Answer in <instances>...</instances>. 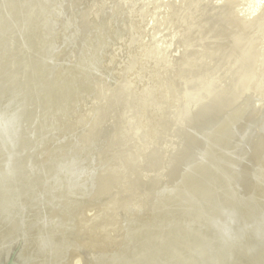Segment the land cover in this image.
Returning a JSON list of instances; mask_svg holds the SVG:
<instances>
[{"label": "bare ground", "instance_id": "6f19581e", "mask_svg": "<svg viewBox=\"0 0 264 264\" xmlns=\"http://www.w3.org/2000/svg\"><path fill=\"white\" fill-rule=\"evenodd\" d=\"M35 1L36 2H34V1L28 2L27 0H0V82H1L0 86L2 87L3 84H4L3 87L5 86L3 88L2 93H0V264H67V262L69 261L68 260L69 257H71L69 255H70V253H72V249L77 247V250H78L79 247H82L85 244H87V242H85L87 238H88L87 241L89 244L90 243L89 238H91V237L94 238L93 234L94 233L96 234V232L101 230V228H99V227H102L100 225H103L102 223L104 222L101 219L100 220V223L102 221L101 224L96 223L97 226H99L96 229H100V230H97V231L95 230L96 232H94V231L90 230V228H89V230L91 231V234H85V233L82 234L83 232H85L83 230L86 229V228H84L85 224L83 223L84 224L83 225L82 223H80L81 217L79 218L76 213L74 214L71 208H70L71 211H69V212L65 211L66 214H62L63 216H61V217L59 216V214L61 213V208L62 207H68V203L72 204L71 202H73V200L75 201V199H73L71 201L70 199L68 200L69 197H67L66 201H64V200L62 201L61 198H59V199H61V201H59V200L57 201L58 197L57 198L55 197V193H53V190H51V188L47 189L48 187L45 185L44 181H43L42 185L44 184V186H46L47 188L42 187L41 184L39 183L40 181L34 179L35 177L34 178L28 177L31 175V173L28 175V173H29L27 171L28 167L33 169L32 166L36 167L40 164H41L40 166H42V163H43V162L42 163L40 162V164H39V161L36 162V160L38 159L37 158L38 156H36V159H35V156H34L35 154L33 155V152L35 153L36 145L38 144V142L39 143L41 142V141H39V140H42L41 137L45 138L46 139L45 141L47 143L49 141H47L46 136L49 135L48 140L50 139L49 137L52 136L51 134H48L46 132L44 133V128H46V127H44L41 130L44 133V137L42 135V132H41L42 136L40 137V128L39 127L41 125L43 126V124H44V123L40 124V122H41V120L44 119V117H46L45 118L46 120H47V118H49L48 116H45L46 113H48V111H46L47 108L49 109V112H50L51 108L54 106V104L57 106V103H55V101L57 100L56 98H59L60 96H62V94L59 97L56 95L57 97L55 98V101L53 98V103H54L53 106L47 107L45 105V103H46L45 101L46 100L50 101V99H49L50 97H48V99H46V100L43 99L45 97L44 96L45 86L50 84V87H51L52 83H51V81H49L50 83L48 82V84H46L44 86L43 98H41V97L39 98V97H37V96H39L38 90H40V89H38V87H41L44 85L41 83L42 82V80H41V82H39L40 85H39V83L38 84L36 83L37 89H38L37 90L38 94L35 93V96L36 95L37 96L36 97L33 96L34 98H32V90L34 87L33 84H35V82H34L35 76H37L36 78L42 77V75H40V74L36 75L37 71L36 72L34 71L35 67H36L35 65L38 64L39 63L38 61L41 60V59L39 60V57L42 55V58H43V54L48 55V58H47L48 61L50 59L53 61V59H54L53 56L55 57V55H56V54H54L53 48L51 51H46L47 54H45V52L40 54V52H42L44 50L43 48H45V47H43L44 45H42L44 41L41 43L43 48L40 47L43 50L38 52L40 49L39 48L40 41L46 40V39L51 38V37H55V35L54 36L52 35V31H53L52 26L50 28L51 29V34H50L51 36L50 37H48V38L45 37L46 35L48 36L49 33L46 35L43 33L45 35L44 36L40 32L44 36L43 38H45V39H43L39 33V36L42 38L40 40V38L38 37L40 40L39 44H38V38H37L38 29L36 30V27H38V26H36V25H38L37 24L38 20L40 23L42 22L41 16L48 11V7H50V6H48L49 2H50V4H53V3H51L52 0L49 2L47 0L46 1L44 0V2H39V1L37 2V0H35ZM94 1H96V0H94ZM99 1H102V0H98V4H100ZM125 1L126 0H124V4L126 3ZM136 1L134 0V2H136ZM66 2L67 1L65 0V4H66ZM68 2H69V0H68ZM118 2H117V0L115 1L116 5H118L121 2V0L119 3ZM146 2H148V1H146ZM248 2H249V0H213L211 6L209 8H207V10H208L207 17L203 16V15H202L203 17H201V15H200V17H201L200 19L204 20V24L206 25V27H209L213 23V20L216 19V17L218 15H223V14L226 15V13H228V14L230 13L235 18H239V20L241 21L242 27H245V29H247V31H250L252 29H254V31H255V33L252 37L253 41L251 42V46L250 45L248 46L249 49H251V50H249L247 54L245 53L246 57L243 59L242 62H240V64L243 66V71H242V74L240 75V79L238 80V82L234 83L233 85H224V86L222 83L223 82V79L221 78L222 76L221 77L219 76L220 73L218 75V71H217L218 64L215 63L211 59L210 54L213 53V51H210V47H209L210 45H209V43L205 42L206 39H202L200 37H197L196 39H194L190 42V44H193L194 46H192V47L188 46V40H189L188 32L190 31L191 26L196 21V19L192 20L191 19L192 17L190 16L191 13L194 11V9H193V11H191L192 5H194L196 3V2H194V0H159L157 2V5H155L154 2H152V0H151L150 4L152 3L153 5L150 6L151 7L150 11H149V9H147V12H145L142 15H140L141 11H139V16H141V19H139V17H137V19H139L140 21L137 23V25L135 24L137 21L135 23H133L137 27V28H135L136 31H134V33L136 34V32H137L138 37H139V38H137L138 42L136 41V43H135V44H138V48H137L138 50H137V53H134L135 56H132V59L134 57L133 64H131V63L129 64V68H130V65H132V66H131L130 70L128 69L129 74H128V78L126 79V84L128 83L129 86H131V88L128 87L129 88L128 89L127 88L128 85L127 86L124 85L125 79L122 75L123 80H124V82L123 81L122 82H123V85L126 86V89L124 90V86H121L123 90H120L119 93L117 92L118 104L111 107L112 112L110 111L111 108L110 109L108 108L109 111L111 112L110 116L108 115L109 116L108 117L107 115H105L107 117V119H105V120L103 119L102 122L98 121V123H97V119H96L97 124H94V125L90 124L91 121L89 123V121L86 120L87 124L91 125V126H89V128L95 130L96 135H97L96 132H98L99 130H100V133L98 132L99 134H103V136H104L106 133V135H107V130L110 133V131H111L110 127H112L113 133L115 131L116 135L118 136V138H116L117 136H115V140L117 139V141H118V143L116 141V144H119V142L122 141L121 137H123L122 139L125 140L123 135L126 132V130H130L129 133L131 131L136 132V129L138 131L136 134V138H134L135 141H133V143L135 142V144L133 147H131V151L127 155L128 156L127 161L125 158L126 163H128L129 165L127 164V167H125L126 163L124 165V164H122V162H120V160H119V162H120L119 165H118V163H116L119 166V167H117V169L118 168L119 169L117 172L115 171V174L119 173L118 175L122 176V178L120 177V180L121 179H123V180H121V182L115 180L114 179L115 175L113 176L111 171H110L111 173H109V176H110V174H112V176H110V178L113 177V180L117 181L118 186H121L122 181H124L125 184H128L130 182H134V180L130 181V177L132 175L133 176L140 175L141 177L138 176L136 178V180H138V178L140 177L139 183H138L139 185H136V186L137 187L141 186L140 190L143 192L139 191L141 194H139V195L137 194V197L135 195L136 193L134 192V196L136 197L135 199H134V196H131V198L133 197V199H128V197H127L128 200L126 199L127 201H125L123 204L115 205L116 206L114 208L115 213L119 214L120 218L118 216L117 217L122 222V226L120 224L121 230L123 227V232L121 234V237L115 239V240H117L116 242L119 244V249L117 248L119 251L117 249H115L114 251H118L120 254L118 256H116L117 257L116 259H114V260L110 259V261L105 262V263L100 262L101 264H264V245H261L259 243H254V241H249L247 239V236H245V232L247 231V228L245 229L246 231L242 230L243 232L245 231L244 233L241 232V234H244L243 235V238H245L244 240L239 241V238H238V241H235L234 238L231 239L230 236H232V234L234 235L235 232L231 233L230 231H228L227 224L229 225V223L225 222V221H228L229 219L230 220L232 219L233 224L231 226H234V224H235V226H237V228H238V226H244V223L246 221L247 216L249 214H251L252 209H253V198L255 199V197H257V195L260 194V191L264 190V19H263L264 11L261 12L263 10V8H262L263 6H262L261 7L262 10L259 13L255 14V12L252 10V8L249 7ZM105 3H106V0H105ZM127 3H128V1H127ZM55 4L58 5V2H56ZM69 4L70 3H68L67 5H69ZM91 4L93 5L92 2H91ZM98 4H97V6H98ZM138 4H140V2H138ZM143 4H144V2H143ZM143 4H142L141 9H143ZM62 5H63V3L61 4V6ZM255 5H256V3H255ZM101 6L102 5H100V7ZM107 6H106V10H107ZM148 6H149V3L147 4V7ZM54 7H55V5H54ZM58 7H59V5H58ZM70 7L72 8V5H70ZM92 7L93 6L90 5V9H92ZM95 7L96 6L94 4V8ZM100 7H99V10H102V9H100ZM110 7H111V4H110ZM129 7H132L131 4ZM140 7H141V5H140ZM51 8H52V6H51ZM64 8H65V6H64ZM66 8H68V7H66ZM109 8H108V10H109ZM115 8L112 7L111 9L115 10ZM117 8H119V6H117ZM117 8L115 11H116V13L117 12L119 13L120 17L116 13H115L116 15H114V16H118V18H121L122 21L125 22V23H123L124 24L123 26L125 28L127 26L126 22H127V24L130 22V20L128 21L129 15L127 16V14H130L128 12L130 11L131 8L128 10L127 7L123 8V6H122V9L119 10L120 12L117 10ZM61 9L63 10L64 16H65L66 15L65 9H63V8H61ZM79 9H81V8H79ZM90 9H89V11H91ZM135 9L136 8L134 7L133 10H135ZM56 10H58V8ZM56 10L54 11V13H56ZM69 10L67 11V13H71L72 11H74L73 8H72L71 12H69ZM106 10L104 9V14L106 13L105 12ZM207 10H205L203 12H207ZM50 11L51 10H49V12ZM144 11H146V9ZM91 12H93V10ZM97 12H98L97 14H100L101 11L99 12L97 10ZM110 12L113 13V11H111V10H110ZM136 12L138 13V9ZM198 12H199V10H198ZM203 12H200V14H203ZM74 13H78V15L80 14L78 11H76V12L74 11ZM71 14H73V12ZM91 14H93V16H94V13H91ZM104 14H103V16H104ZM45 15L43 18H45ZM83 15H84V12H83ZM105 15H107V13ZM46 16H47V19L45 21H47V25L49 26L48 22H49L50 18H52V15L50 16V18L48 17V15H46ZM67 16H71V15L69 14ZM81 16H80V18H81L80 21L83 20ZM114 16L112 15L110 17V15H109L111 23H112V18H113V20L115 18ZM40 17H41V19H39ZM92 17L90 15L91 19H92ZM105 17H108V16H105ZM133 17H135V16L133 15ZM209 17L213 18V20L209 19ZM48 18H49V20H48ZM96 18L104 19V17H102V15H99ZM132 19L134 20V18H132ZM69 20H70L69 21L70 24L72 23V25L70 26V24L68 23V20H66L67 22L63 21V23H65L64 26H66V24L68 23V25L73 28V24L75 25V23H73L74 21L71 22L72 19L69 18ZM75 20H76L75 22L79 23L78 19H75ZM107 20L108 19H106V24H107ZM117 20L118 19L116 17L115 21H117ZM141 20H143V23L141 22ZM45 21H43L44 24H42V23L41 24L45 25V23H46ZM104 21L102 20V23H104ZM122 21L121 22L119 21L121 23L120 24L121 27H123ZM98 22L100 23L101 21H98ZM49 23H52V22H49ZM86 24H90L89 21ZM51 25H53V24H51ZM68 25H67V27H68ZM81 25H82V23H81ZM109 25L111 27V24H108V26ZM113 25L111 28L112 31H113ZM90 26L91 25H89V28H90ZM100 26H102V25L100 24ZM39 27H40V25H39ZM85 27L87 29V26H85ZM85 27H84V29H85ZM97 27H99V25H97ZM102 27H103L102 28V30H103L104 25ZM116 27H117V24H116ZM69 28H68V30H69ZM81 28H82V26H81ZM128 28H129V26H128ZM45 29L46 28H44V30ZM48 29L49 28H47V30ZM80 29H78L79 32H81ZM119 29L121 31V28H119ZM35 30L37 31L36 34H35ZM39 30H40V28H39ZM72 30H69V31L72 32ZM87 30H89V29H87ZM92 30H94L93 25H92ZM49 31L50 30H48V32ZM76 31H77V29H76ZM104 31H105V29H104ZM107 31H110V30H107ZM120 31L118 30V35L123 34V33L120 34L119 33ZM122 31L124 32V30H122ZM45 32H46V30H45ZM99 32H101V31H99ZM127 32H128V30H127ZM127 32L125 31V34ZM130 32H132V31L130 30ZM75 33L76 32L74 31L73 34H75ZM93 33H94V31H93ZM97 33H98V31H97ZM76 34L78 35V33H76ZM107 34H109V37H110V32ZM112 34L113 33H111V35ZM131 34L133 35V33H131ZM82 35H81V37H82ZM93 35L94 34H92L90 36V38H89L90 41H91V37L93 38ZM114 35L115 36L117 35L116 30H115ZM71 36H73V35H71ZM96 36H98V35H96ZM99 36H100V33H99ZM99 36H98V38H95V39L99 40V42H96L94 39L95 44L100 43ZM107 36L108 35H105V39H107L106 42L108 41ZM123 36H124V34H123ZM68 37L65 36V38H68ZM77 38H80V36ZM116 38L118 39V41H120L122 39V38L119 39V36H116ZM126 38H128V37L126 36ZM101 39L104 40L103 36L101 37ZM114 39H115V37L111 40L112 43H113ZM132 39H134V37L131 38V41L133 43ZM76 40L77 39H75L74 42H76ZM82 40H83V43L79 41L80 44L78 46V49H80V51L83 52V54H84V52H86V54H87V51L85 48L86 44L84 43L85 39L82 38ZM103 40H101V41L103 42ZM124 40H125V38H124ZM66 41L67 40L65 39L64 44H66ZM125 41L127 42V40H125ZM131 41H129V43ZM51 42H52V40L50 41V45H51ZM67 42H69V40ZM72 42H73V38H72ZM91 42H93V41H91ZM44 44H47V42L45 41ZM52 44H53L54 48L56 46L58 47V40L54 43L52 42ZM104 44H105V42H103V44H101V43L99 44L98 48L101 49V52H102V48L104 46L102 48L100 46L104 45ZM130 44H128L127 46L129 47ZM59 45H61L60 40H59ZM89 45L91 46V44H89ZM113 45H115V41H114ZM47 46L48 47L45 48V50L51 49V47H52V46L49 47V39H48V45ZM65 46L70 47L69 44H66ZM65 46L63 45L62 47L64 48ZM109 46H107V47H109ZM120 46H122V45H119L118 47H120ZM132 46H133V44L130 46V48ZM76 47L77 46L75 44V49H76ZM95 47H96V45L93 47V49L91 48V54H92V50H93V52L95 51ZM128 47L126 48V51H125V57L130 54V51L128 54V50H129ZM135 47H136V45H135ZM248 47H247V49H248ZM36 48H39L38 51H36ZM63 48H60V49L63 50ZM98 48L96 50H98V52H100ZM105 48H106V44H105ZM122 48H124V47H122ZM25 49H26V51L28 49L27 53L23 52V50H25ZM60 49L58 47L57 51L58 50L60 51ZM68 49H70V48H68ZM73 49H74V44H73ZM109 49H112L111 46L107 50H109ZM113 49H114V46H113ZM132 49L134 50V48H132ZM132 49H130V50H132ZM244 49H246V48H244ZM107 50L105 52H109ZM118 50H116V51L118 52ZM124 50H125V48H124ZM124 50H123V53H124ZM75 51H74V53H75ZM120 51H122V50H120ZM126 52H127V55H126ZM71 53H73L72 50H71ZM88 53H90V51ZM113 53H114V51H113ZM49 54L53 55L52 56L53 59L51 57L49 59ZM61 54H62V52H61ZM83 54H81L82 57H83ZM99 54L100 53H97L98 58H99ZM110 55H112V53ZM73 56L71 55V58H69L68 56H66V57H67V59L68 58L72 59ZM95 56H96V54H95ZM102 56L105 57L106 53H104ZM112 56H111V58H112ZM62 57H63V55H61V59H62ZM122 57H123V55L121 56V59H122ZM85 58H87V57H85ZM85 58H83L84 61H85ZM93 58H95V57H93ZM108 58L109 57H107L106 59L109 60ZM113 58H114V56H113ZM116 58H117V55H116ZM129 58H130V56H129ZM69 59H68V62H66L63 59L64 63L67 65V67H68ZM88 59L90 60V58H88ZM100 59L101 58H99V60ZM118 59H120V58H118ZM121 59L119 60V62L121 61ZM126 60H127V58H126ZM42 61H44L43 62V64H44L46 59L45 60L43 59ZM42 61H41V63H42ZM48 61H47V63H50ZM73 61H74V58H73ZM81 61H83V60L81 59L80 62ZM103 61H102V64H101V61H97L98 64L100 62V64H99L100 67H101V65H102V67H104ZM122 61H124V57H123ZM89 62H91V65H92V58L90 61H88V63H85V64L89 65ZM119 62H117L116 65H118ZM129 62H131V61L129 60ZM129 62H126V63L128 64ZM53 63H54V68H52L53 66L51 68L54 70L56 68V70H57L58 67H60V66H57V67H55V66L59 65L60 62L58 64H55V62H53ZM73 63H72V65H73ZM82 63L83 62H81V64ZM95 63H96V60H95ZM95 63H93V64H95ZM123 63L124 62H122L121 64H123ZM70 64H71V62H70ZM98 64H97V66H98ZM108 64H109V66H111V70H112L114 65L112 67V62L110 63V61H108V63L106 64V61H105V67ZM113 64H115L114 60H113ZM45 65H47V64L45 63ZM77 65L80 66L78 63H77ZM91 65H89L88 69H91V67L93 66V65L92 66ZM116 65H115L114 71H116ZM41 66L39 67L37 65V68L39 67L38 70H40V68L43 69L44 65L41 64ZM49 66H51V65H49ZM82 66H84V64ZM97 66H96V68H97ZM120 66H121V68H120ZM120 66H119V68L121 70L123 66L122 65H120ZM45 67H47V66H45ZM62 67H63V65H62ZM105 67H104V70L106 73V71L110 67L106 68L107 70L105 69ZM63 68H65V66ZM63 68L61 70H65ZM72 68H74V66ZM72 68L70 70V73H71V71H73ZM79 68H78V70L80 71L81 68L80 69ZM45 69H44V71H45ZM86 69H87V67H86ZM88 69L86 70V73H83L84 71L83 72L81 71V73L86 75ZM97 69H99V67ZM101 69H99V70L102 71L103 69L102 70ZM46 70L47 71H45V73L51 71L50 69H49L50 71H48V68ZM56 70H55V72H56ZM84 70H85V68H84ZM94 70H95V68H94ZM99 70H97V71L99 72ZM79 71H78V73H79ZM117 71H119V70L117 69ZM122 71H123V69L119 72H122ZM42 72H43V70H42ZM42 72H39V73H42ZM51 72H53L54 76H55V72L54 71H51ZM98 72H96V73H98ZM57 73H59V72H57ZM76 73L77 72H75V74H74L75 78H77L76 76L78 75ZM93 73H95V72H93ZM123 73H125V70ZM68 74H69V69H68ZM68 74L66 73V76ZM100 74H101V72L98 74L99 77H101ZM111 74L116 75L117 73H115V72L113 73V71H112V73L110 72L109 75H111ZM63 75L65 76L64 73H63ZM80 75L81 74L78 75L77 81L75 80L76 83H79L80 80H82L81 78H83V77H80V80H79ZM91 75L93 76L92 73H91ZM91 75L89 74L90 77H91ZM46 76H47V74L45 75V77ZM64 76H62L63 77L62 80H64ZM69 76H70L69 78L71 79L73 74H72V76L71 75H69ZM95 76L97 79L99 78L97 76V74L94 75V77ZM90 77H88V78H90ZM113 77L114 76L109 78V79L113 80V82L109 79H106V81L109 80L110 82H112V85H113L114 79L117 78V75L115 76V78H113ZM119 77H121V76H119ZM50 78L51 77L48 76V79H50ZM57 78H58V76H57ZM91 78H90V81L88 80L89 83L87 86L92 84L91 82H93V81L91 80ZM102 78H104V77H102ZM106 78H108V77H106ZM42 79H43V77H42ZM97 79L95 80V78H93L94 81L98 82L100 78L98 79V81H97ZM121 79L122 78H120L119 80H121ZM35 80H37V79H35ZM51 80H52V78H51ZM54 80H55V78H54ZM62 80L61 81L59 80V81L63 82ZM85 80H86V78L84 79V81ZM64 81L65 82L67 81L66 77H65ZM73 81H74V79L71 80L69 83H71ZM101 81H102V79L100 80V82ZM55 82H56V80H55ZM86 82H87V80H86ZM96 82L94 84H96L98 87V84ZM110 82H109V84H110ZM118 82H120V81H118ZM118 82L116 79L115 80V87H116V84H118ZM45 83H46V81H45ZM57 83H58V81H57ZM76 83H74V86L75 85H76V87L79 86ZM102 83H103V81H102ZM71 84H73V83H71ZM53 85H55V83ZM80 85L82 88L85 87V86H83V85H85V83L80 84ZM96 85H94V87ZM104 85H105V82H104ZM119 85H121V84H119ZM54 87L51 89L52 91L49 89V91L51 92L52 95H53L52 92H53ZM67 87H68L67 83L63 84L61 86L60 90L61 89H68L69 87L68 88ZM89 87H90V89L87 87L85 90H87V92H88V89H89L90 94H92L91 93L92 92L91 90H93L92 86H89ZM99 87H98V89L96 88L98 91H99ZM112 87H114V86H112ZM132 87L134 88L133 89L134 92L136 89L138 92L140 91L139 96H140V94L142 95V96H140L139 99L137 97V100H136V96L134 97L135 100H133L132 98H133L134 94H130V91L132 92V90H130V89H132ZM196 87L198 88L197 92H196V89H197ZM56 88L58 89L59 87H56ZM104 88H105V86H104ZM104 88H103L104 93L102 94L103 96H104V94H106V92H108L110 90V89L107 90L108 87H106V91H105ZM199 88H201V89H199ZM43 89L41 88V91ZM57 89L55 90V92H57ZM73 89H74V87H73ZM76 89L77 90L79 89V91H80V88H76ZM116 89H117V87H116ZM0 90H1V88H0ZM60 90H58V91H60ZM71 90H72V87L70 88L69 91H71ZM77 90H72V93L75 94L74 91L77 92ZM112 90L113 89H111V92H112ZM34 91H33V93H34ZM83 91H84V89H83ZM98 91L97 92L95 90L93 91L95 96H96V93L101 94V91L100 92H98ZM137 91H136V93H137ZM193 91H195L196 93H194ZM50 92H48V93H50ZM89 92H88V97L92 101V99L94 97H93V95L91 97V95H89ZM62 93H63V90H62ZM67 93H68V96L65 95L66 93L64 95L67 96L66 98L68 101V99L72 98L73 96H71L69 92H67ZM109 93H108V95L110 96ZM180 93L182 94V96L185 95L187 97L185 99V102H183L184 99H179V98H183L180 96ZM114 94H115V91H114ZM84 95L85 94L82 93V95L79 94L78 96L84 97ZM98 95H97V97H98ZM108 95H107V97H108ZM136 95H138V94H136ZM47 96H49V95H47ZM112 96H111V98H112ZM148 96H151L152 99L148 98ZM62 97L64 100H66V98L64 96H62ZM62 97H60V99H58V100H62V102H63V99H61ZM77 97L75 95L73 100L75 101V98H77ZM36 98H37L36 101L32 100V99H36ZM111 98H109V99H111ZM79 99H80V97H79ZM84 99H85V101H87L86 95H85ZM93 100L94 101H92V103L89 102V103H91V106L88 105L89 106L88 110L91 109L92 106H95V108H96L95 111H97V109H103V107H100V106L102 105L101 102H103V106H105L104 102L106 100V97H105V99H103L104 101H102V100L100 101L99 97L97 98V100L96 99H93ZM95 100L97 102L100 101V103H101L100 106L96 104L97 107H99V108H97L96 105H93V102H95ZM149 100H151L152 102H150ZM180 100H181V102H183V104H181L182 106L180 107L181 115L178 113L180 115L181 119L179 117H178V119H180V124H181V120H182V124L183 123L184 124L182 125L183 126L182 132L180 133L181 128L178 127L177 133H180L182 135L183 133L186 132L189 135V137H191L193 139V141L195 140L196 137L197 138L200 137V138H204V139L207 138V140H209L211 143L215 142V144L217 145L216 147L212 148L211 147L212 144H211V145H209L211 147L209 149L208 144H207L208 149L207 148L205 150L203 149L204 152H202L203 154H200V155H195V153H193L192 155L196 156L194 158L192 156L193 159H185L184 154H183V156H181L182 152L180 154V158H182V159H177L178 155L176 156L173 154L174 153L173 149L171 151H170V149L168 150L169 144L167 142H171L169 138H168L169 140L167 139V135L171 134V131H168V130L170 128L169 126H170L171 121H172V123H173V121H175L174 116L175 117L178 116L176 114L175 109L178 107V105H180L179 104ZM85 101H83V103H81V102L80 103L83 105ZM106 101H107L106 103L109 104V102H108L109 100L107 99ZM57 102H59V101H57ZM62 102L58 103V104H61V107L63 105ZM69 102H71V99L69 100ZM87 102H85L86 103L85 106H87V104H89ZM74 104L76 107V105H77L76 102H74ZM121 104L126 105V107L124 108V112L119 111V110H123L120 107ZM50 105H52V102ZM82 105L79 104L78 109ZM111 105H112V101H111ZM72 106H73V104H72ZM72 106H71V108H72ZM83 106L81 107L82 111L84 109ZM43 107H45V108L47 107L45 110L46 112L43 111L44 110ZM64 107H65V104H64L63 108ZM105 107L107 109L108 106H105ZM119 107H120V109L118 110ZM139 107H140V110H138L139 112L136 113L135 118H134L135 113H133V112L134 111L136 112V109L135 110H133V109L139 108ZM38 108L39 109L42 108L43 110L42 109L41 110L43 112H45V114L42 113V114H44L43 119H41L42 114H41V116L38 114L40 112L37 110ZM55 108H56L57 113H58L60 110H58L57 107L54 106L53 109H55ZM69 108H70V104H69ZM86 109L87 108L85 107L84 110L87 112ZM56 110H54L55 113H56ZM72 110H73V108H72ZM165 110L167 111V113L164 112ZM174 110H175V112H174L175 114L172 118L170 116L173 115L172 113ZM76 111L79 112L80 110H76ZM85 111H83L84 113L80 112L82 114V116L80 114L82 121H83V114H88V112L86 113ZM89 111H91V110H89ZM92 111H93V109H92ZM109 111L107 113H109ZM128 111H131L133 116L131 115V113L128 115L127 114ZM169 111H171V112L168 113ZM61 112H63V109ZM64 112H66V114L65 113H64V115L62 114L63 115L62 117L67 115L66 117L69 120L70 118H68V117H71L69 115H71L72 111H69L70 114L69 113L67 114V110H65ZM97 112H99V110ZM51 113H53V111L50 112V115H51ZM73 113H74V111H73ZM58 114H60V113H58ZM92 114L93 113L91 112V114H89V116ZM96 114L98 115V113H96ZM101 114H99L98 116H101ZM125 114H127L126 117L131 115V117L134 118L131 121V123H129V119H127L125 117L127 120V123H129V124L126 123V120L124 118ZM74 115H75V113H74ZM249 115L253 119L255 118L256 121L259 122L257 124L256 121H254V122L249 121L246 125L247 129H251V128H248V126L250 125V122H251V126L254 123L257 124L256 127H258V125H259V131H258V129H256L258 131V134H254L255 131H252V133L255 135L256 139L252 136H247V138L251 137L255 140L254 145H252L254 143V141H251L252 144H250L249 143L250 140L246 139L245 135H243L244 140L248 141V145L250 147L252 145L251 150L249 148V150H250L249 152L243 151L244 157L245 156L248 157L247 153H249V155L251 156L250 159L249 158L248 159H249V161H251L250 164H252V168L249 169L246 167L247 164L244 163V157H243V160L238 157V159H240L241 164H242V161L244 163L239 168V165H238L239 161L237 159V156H239V155H236L235 160L233 159L237 152L233 155L232 159L230 158L233 162L236 161V159H237V161H238L237 164L234 163V165H232L233 162L228 163L226 158H225L224 162L226 161L230 166V167L229 166H227V167L229 169L230 168L231 169L229 170L227 168V170H228L227 176L228 177L225 178L222 176V179H221L222 181H220V184H221V182H224L225 185L223 187H222V185H220L221 186L220 191L216 192V190H214L213 188H215V186H217V184L219 183L218 178L221 175L220 173L222 172L223 173L222 175H224V172L226 173V171H227L225 167L223 169L224 171L218 172V171H220L219 168H218V171H216L215 166L217 164H215L214 159L217 155V152H219V150H217V148L219 146H220V148H222V146L225 143L226 144L228 143V142H226L227 137L230 136V134L232 133L231 132L229 134V129L231 127H233L237 122L241 121L244 117L246 119L248 117H250ZM37 116H40V118ZM53 116H54V114H53ZM56 116H57V114H56ZM66 117L61 118L59 116V120H60L59 122L62 123V120L63 119L65 120ZM72 117H74L75 119L77 118V121H79V122H77V124L79 123V126H80L81 122L78 119V117L73 116V114H72ZM95 117H97V116H95ZM102 117H103V115H102ZM102 117H100L101 118L100 120H102ZM214 117H218V120L215 122H212V120L215 119ZM37 118H39V120H40V122H39L40 126L37 123V120H38ZM51 118H54V117H52V115H51ZM89 118H88V116L86 117V119L90 120ZM170 118H172V120ZM45 119H44V121H45ZM56 119H57V117H56ZM93 119L94 118H92V120ZM98 119H99V117H98ZM178 119L176 117V121L174 122V125H173L174 126L173 132H174L175 126L176 127L178 126L177 125ZM72 120H74V119L72 118ZM84 120H85V118H84ZM248 120H249V118H248ZM248 120H246V122ZM86 121H83V122H85V125H87ZM47 122L50 123L51 121H45V124ZM52 122H53V119H52ZM92 123H94V121H92ZM45 124H44V126H45ZM53 124H55V122ZM53 124L51 125V123H50L51 127L53 126ZM56 124H57V120H56ZM64 124H65V122H64ZM66 124H67V122H66ZM69 124H71L70 120H69ZM77 124H76V122L74 123V125H77ZM241 125L242 124L240 123V129L236 128V129H238V133H239L238 136L237 135L233 136V134H232L233 137L237 138V140L235 139V141H238V139L242 138L241 137L242 133H240V132H242L241 129L245 125V122H244L242 127H241ZM54 126L56 127V125H54ZM71 126H69V129L67 126V128H65L64 131L67 129L66 132L71 134V132H70ZM113 126L116 129H113ZM91 127H93V128H91ZM237 127H238V125H237ZM253 127H255V126L253 125L251 130L255 129ZM47 128L46 129L50 132L51 131V130H49L50 126ZM75 128L77 129V127H75ZM85 128L87 131L89 130V134H90L91 130L88 129V125L85 126ZM55 129L57 130L58 126ZM131 129H133V130H131ZM244 129H245V127H244ZM47 130H45V131H47ZM71 130H73V128ZM171 130H172V125H171ZM235 130H234V132L236 133L237 131H235ZM251 130H250V133H251ZM81 131H82V127H81L80 132ZM87 131H84V128H83V133L85 132V134H86ZM257 131L255 133H257ZM76 133H79V132H76ZM115 133L114 134L111 133V135L114 136ZM177 133H175V134H177ZM244 133L250 134L249 131H247V130ZM65 134L63 132V135H65ZM85 134H84V138H85L84 140L87 141V139H88V141H89V139L91 138V140H90V142H91L93 139L92 137H94V135H90L87 138V136L85 137ZM58 135H60V133H58ZM80 135H79L80 138H78L79 143L81 142L80 139L81 140L83 139V138H81ZM106 135H105V140H106ZM111 135H110V138H111ZM125 135L130 136L129 134H125ZM133 135H135V134H133ZM65 136L67 137V135H65ZM103 136L99 135L98 138L99 139L103 138ZM177 136L180 137V135H177ZM239 136H240V138H238ZM125 137H127V136H125ZM169 137L171 138L172 136L170 135ZM233 137H231L232 140H233ZM61 138H62V136H61ZM69 138H70V135H69L68 139ZM98 138L95 137L93 139V141H95V139H98ZM107 138L109 140V136ZM131 138H132V135H131ZM197 138H196V140H197ZM64 139H65V137H64ZM74 139L77 142V140H76L77 138L75 137ZM184 139H185V137H184ZM50 140H52V137ZM59 140H60V138H59ZM61 140H63V139H61ZM102 140L103 139H101V141ZM166 140H168V141H166ZM202 140L203 139H201V141ZM70 141H71V139H70ZM180 141H181V137H180ZM199 141L200 140H198V143H199ZM63 142H64V140H63ZM67 142L69 143V141H67ZM99 142H100V140L98 141V143ZM73 143H75V142H73ZM82 143L84 144L85 142L82 140ZM112 143L113 142L111 141V146L113 147V145H115V144L112 145ZM121 143L125 145L126 142L125 143L121 142ZM128 143H130V142H128ZM128 143H126V147L128 146ZM194 143H195V141H194ZM198 143H197V147H195V149L198 148ZM229 143H230V141H229ZM229 143H228V145H230ZM234 143L232 141V144L235 146L236 143L235 144ZM239 143H240V141H239ZM244 143H245V141H244ZM42 144H44L43 146L46 145L44 141ZM59 144H60V142H59ZM77 144L78 143H76L75 147H74L76 149H78V147L80 148L82 145L81 143H80L81 144L80 146H79V144L78 145ZM93 144L95 145V149H96V146L98 148L97 142L96 143L92 142V146L94 147ZM203 144H204V142H203ZM237 144H238V142H237ZM246 144H247V142H246ZM39 145H41V144H39ZM49 145L50 144H48V148H50ZM55 145H57V143ZM64 145H66L65 147H67V143ZM72 145H71V148L73 147ZM76 145H77V147H76ZM86 145L87 144L85 143V146L82 145V147L84 146V148H88V147H86ZM102 145L103 144L101 143V146ZM105 145H106V143H105ZM171 145H172V142H171ZM173 145H174V142H173ZM189 145H191V141H190ZM199 145H200V143H199ZM244 145L242 144L240 147L241 148H242V146L246 147V145L245 146ZM92 146H91V149L88 148L89 153H91L90 150L93 149ZM192 146H193V144L191 145V147ZM60 147L61 146L59 145V148ZM108 147H109V143H108V146H106L107 150H108ZM115 147H117V146H115ZM121 147H122V151H121V149L119 150V147L117 148L120 153L123 152V150H124V152L125 151L127 152L128 147H127V149H125L123 147V145L120 144V148ZM204 147H205V144H204ZM229 147H232V145L227 146V149ZM40 148H43V147H40ZM103 148L105 149V147H103ZM180 148H182V146H180ZM180 148H179V150H180ZM236 148L239 149L238 145L235 147V149ZM46 149H47V146H46ZM160 149L164 150V152L166 151L165 152L166 153V160L164 163H163V160H160V157H158V156H160L159 151H158L159 155L156 156L153 154V152H155V150H160ZM227 149H226V153L224 154L226 156H227V153L230 155V151L228 150V152H227ZM235 149L233 151H235ZM38 150L40 151V154H43V152H44L43 149H42L43 150L42 153H41L42 150H40V149H38ZM57 150H58V148L56 149V151ZM69 150H70V148H69ZM96 150H95V152L97 153ZM184 150L185 149H183V153H184ZM245 150H248V148H245ZM39 151H37L36 153H39ZM51 151L49 152V149H48L47 152L51 153L50 155L52 157L53 152H51ZM62 151L63 150H61V149L58 150V155L60 152L62 153ZM64 151L66 152V150H64ZM67 151H68V148H67ZM78 151L80 153L81 149H79ZM84 151L87 152L86 149ZM98 151H99V149H98ZM110 151H111L110 153L113 155L112 148L110 149ZM113 151H115V153H116L117 152L116 148L114 150V147H113ZM191 151H192V149H191ZM239 151L241 153L242 150H239ZM95 152H93V154ZM101 152H103V151L101 150ZM101 152H99V155ZM195 152L197 153V151H195ZM198 152H199V150H198ZM69 153L70 152H68V154ZM105 153L107 154V153H109V151L108 152L106 151ZM165 153L161 154V157L165 156ZM175 153H176V151H175ZM55 154L57 156V153H55ZM66 154H67V152L64 154V156H66ZM124 154L125 153H123V155ZM156 154H157V152H156ZM222 154H223V152H222ZM45 155L47 156V154H45ZM75 155L76 154H74V157H75ZM101 155L104 156L103 153ZM123 155L121 153V157ZM43 156H44V154H43ZM72 156H73V152H72ZM85 156H86V154H85ZM102 156H101V158H103ZM106 156L107 155H105L104 159L106 158ZM108 156H110V155H108ZM242 156L243 155H241V157ZM118 157H120V155ZM82 158H83V156H82ZM99 158L100 157H98V159H97V157H95L96 161L97 160L99 161ZM107 158L109 159V157H107ZM110 158H112V156H110ZM186 158H188V156ZM221 158H219V160H221ZM21 159L25 162V165L27 166V167H25V166L23 167L22 162H20L21 166H22L21 168H24L26 170V172H28V173H26L27 176L25 174L19 175L20 172H19V174H17L21 168L19 169L16 167L18 166V164H19L18 162ZM59 159H61V158L59 157ZM59 159L57 161L60 162V165H61L62 161L61 160L59 161ZM74 159H73L72 164L73 163L75 164ZM114 159L115 158H113V160ZM122 159H123V157H122ZM161 159H164V157ZM230 159H228V161H230ZM248 159L245 158V162H246V160L248 162ZM38 160H40V158ZM41 160H42V158H41ZM48 160H50V158H48ZM113 160L110 162L111 166H112V162H114ZM222 160H223V158H222ZM43 161H44V158H43ZM45 161H46V158H45ZM122 161H124V159ZM87 162H89V160ZM103 162H104V160H103ZM107 162L109 164L108 160H107ZM53 163H54V161H53ZM55 163H56V161H55ZM48 164H49V161H48ZM48 164L44 163L43 165L45 167V165L48 166ZM78 164H79V162H78ZM90 164H92V163H90ZM98 164H99V162H98ZM100 164H102V161ZM214 164H215V166H214ZM220 164H221V162H220ZM95 165H96V163H95ZM105 165H107V163H105ZM222 165H223V163H222ZM56 166H57V164H56ZM56 166H50V167L56 168ZM65 166L63 167V169H65ZM82 166H84V164ZM92 166H93V164H92ZM234 166L235 167L237 166L238 168H233ZM242 166H245V168ZM249 166L251 167V165H249ZM35 167H34V170L37 171L38 168H35ZM44 167H41V168L44 170ZM220 167H221V165H220ZM55 168H53L54 171L57 169V168L56 169ZM75 168H77V167H75ZM90 168H92V167L90 166ZM170 168H171V174L168 173V170H170ZM31 169H29V170H31ZM78 169H80V168L78 167ZM83 169L80 171H83ZM43 170H42V172L47 171L46 169L44 171ZM94 170L96 171V169H94ZM103 170H105V168H103ZM90 171L93 172L92 169H90ZM14 172H16V173H14ZM99 172L100 171H98V173ZM156 172H158V173H156ZM246 172H250V174L253 176L254 179L251 180L252 182H248L245 180V183L242 182V185L244 183V185L242 186L241 181H243V179L241 180V178L242 177L244 178V176L242 174L243 173L245 174ZM103 173L104 174H102V173L101 174L105 175V172H103ZM155 173L158 175L156 176ZM14 174H15V176H14ZM48 174H49V172H48ZM69 174H72V173H69ZM128 174L129 175L131 174L130 177ZM250 174L246 173V176L250 175ZM36 175H37V173H36ZM43 175H44V173H43ZM91 175L95 176L96 174L93 172ZM118 175H116V177ZM241 175H242V177L239 179L241 186H239V185L237 187L235 186L238 189V191H236L234 196L232 197L231 194H229V191H232V190H230V189L227 190L228 188L226 189V186H228L230 184V181L232 182V180H233V183H231V184H234V182L236 181L235 179L239 178V176H241ZM39 176H40V173H39ZM56 176H58V175H56ZM94 176H93V178H94ZM65 177H66V175H65ZM100 177H101V179L98 177L99 180L109 178L108 175L103 177V178H102V176H100ZM154 177H156V179H157L156 183H153V182H155V180L153 179ZM51 178H53V177H51ZM75 178L77 179V176L74 177V182L76 181ZM89 178H91L90 175H89ZM250 178L251 177H248V176L246 177L247 180ZM36 179H38V177ZM54 179H55V177H54ZM62 179L65 180L64 176L62 177ZM67 180L69 181V179H67ZM67 180H65V181L67 182ZM118 180H119V178H118ZM136 180H135V182H137ZM57 181H59V180H57ZM60 181L61 182H59V183H62V184L65 183V181L64 182H62V180H60ZM92 181L94 182L95 179ZM112 181H109V183L110 182L112 183ZM115 181H113V182H115ZM41 182H42V180H41ZM50 182H49V184H50ZM71 182H72V176H71ZM79 182H80V180H79ZM107 182H108V180H107ZM237 182H235V183H237ZM46 183H48V182H46ZM82 183L83 182H81V184ZM95 183H97V182H95ZM111 183H110V185H111ZM117 183L115 182V186L113 183L111 185V186H113L112 188L115 189V187L117 186ZM49 184H48V186L50 187ZM130 184L132 186L134 183L133 184L130 183ZM135 184H137V183H135ZM155 184H156V187H158L155 189L156 192H154L153 191L154 189H152ZM60 185H58V186L60 187ZM69 185H70L69 187H73V186H71V184H69ZM172 185H180L182 188L176 189V188L170 187ZM183 185H185L184 189H183ZM85 186H87V185H85ZM92 186H94V185H92ZM106 186H107V184H106ZM231 186H229V187H231ZM51 187H52V189L55 188L53 186H51ZM69 187H68V190L70 189ZM108 187H110V186H108ZM108 187H107V190L109 189ZM235 187H234V189H235ZM98 188H99V186H98ZM101 188L103 189V187H101ZM121 188H122V186H121ZM128 188H131V187H128ZM133 188H135V185ZM57 189H55V190L57 191ZM71 189H73V188H71ZM79 189H81V188H79ZM79 189H77V190H79ZM89 189H91V188H89ZM111 189H109L107 192L113 190V189L112 190ZM124 189L127 190V188H125V186H124ZM136 189L138 190L139 188H136ZM136 189H134V190H136ZM55 190H54V192H56ZM134 190H132V192H130L128 190L127 191L130 192V194H131V193H133ZM212 190H214L215 193H218V192L219 193L216 195L213 193L214 191H212ZM83 191H85V190H83ZM83 191L81 190L82 193H84ZM115 191H116V189H115ZM152 191H153V194L157 193L155 198L152 194ZM101 192H102V190H101ZM116 192H119V191H116ZM116 192H110V195H112V193L116 194ZM124 192H122L123 195H124ZM128 192H125V193H128ZM226 192H228V193H226ZM59 193H63V192L60 191ZM77 193H79V192H77ZM94 193H95V191H94ZM94 193H92L91 195H93ZM210 193L213 195H210ZM85 194H86V192H85ZM97 194L98 193H96V195ZM104 194H107V197L110 196L108 193H104ZM52 195H54V196H52ZM126 195L128 196L129 194H126ZM131 195H133V194H131ZM62 196H63V194H62ZM70 196H72V195L70 194ZM102 196H103V194H102ZM151 196L153 198H152V203L150 202L151 203L150 204L147 201H151V200H149V198H151ZM206 196H207L208 200L206 199L207 203L204 204V200H202V199ZM95 197H94V199H96ZM122 197H124V196H122ZM52 198L54 201L58 202V204L56 203L57 205L60 204V206H58V207L62 206L60 209L56 206V204L53 200L51 201ZM54 198H56V199H54ZM76 198H78V197H76ZM103 198H105V197H103ZM110 198H112V197L110 196ZM121 199L124 201V199L120 197L119 200H121ZM67 200H68V202H67ZM79 200H76V201L80 202ZM85 200L88 201L87 197H85ZM92 200H93V197H92ZM105 200H107V199H105ZM214 200H217L216 202L220 203V206L222 207V209H221L222 212H221V210H218L219 206L217 208H216V206L215 207L212 206V203ZM69 201H71V202H69ZM108 201H109V199H108ZM110 201H113V200H110ZM103 202H105V201L103 200ZM103 202H101L102 205L104 204ZM52 203H54V204L52 205ZM81 203H82V201H81ZM83 203H84V201H83ZM105 203H108V202H105ZM115 203H117V201ZM119 203H120V201H119ZM254 203H256V202H254ZM54 205L56 206V209L58 208L60 210V213H58L59 211L54 209ZM96 205H97V203H96ZM130 205H132L133 208H134V206H136L137 209L139 208L138 210L142 209L143 212L141 210L137 211V212L134 211V213H137L134 215V213L129 212L132 210H129L128 211L129 215L132 214L134 216H133V218H129L128 216H127L128 218H126V216L124 214L125 213L128 214V213L125 212V210ZM217 205H218V203H217ZM71 206H73V205H71ZM86 206H87V202H86ZM88 206H89V204H88ZM90 206L94 207L93 203H92V205L90 203ZM79 207H80V205H78V209H80ZM83 207H85V205H83ZM103 207H106L105 204ZM85 208H87V207H85ZM90 208H87V209H90ZM106 208H103V211ZM66 209H69V208H66ZM66 209L63 208L62 212ZM226 209H229V211H227ZM74 210H75V208H74ZM253 210H256V209H253ZM113 211L114 210H112V212ZM84 212H85V209H84ZM108 212H109V210H107V213ZM232 212H234L233 217H232ZM78 214H79V212H78ZM104 214H105V212L103 213V215ZM110 215H113V214H110ZM172 215H173V217H172ZM57 217L61 218V220H62L59 222H61V223L64 222L63 224L66 223V225H64L65 229H63L62 233H56L55 230L49 231L52 228V226H51L52 224H50L51 223L50 220L51 219L55 220ZM104 217L105 216H103V218ZM110 217L107 218V216H106L107 219H109ZM113 217H115V216H112L111 219H113ZM220 218L224 221L220 220ZM54 220L52 221V223L55 222ZM104 220L106 221V219H104ZM117 220L118 219H113V221H111V222H109L107 220L108 221L107 225H108V223H112L115 221L117 223L118 221H120V220H118V221ZM83 221H84V219H83ZM248 221H246V222H248ZM59 222H58V224L60 225ZM48 223L51 226V228H49V230H48ZM56 223H57V221H56ZM79 223H80L81 227H83L84 229L78 225ZM105 223H104V225H105ZM63 224H62V227H60V229L64 228ZM96 224H95V226H96ZM56 225L54 223L52 229H54V226H56ZM86 225H88L87 222H86ZM117 225H119V224H117ZM77 226H79V231H80V229H83V230H81L82 231L81 234H80V232L79 233L76 232L77 230L75 231V229H77ZM259 226H261V224H259ZM193 227H196V228H194L195 231L192 230ZM230 228H233V227H230ZM57 229H59V228H57ZM103 229H102V231H103ZM251 229H252V227H251ZM89 230H87L88 233H89ZM190 230L194 231V232H191ZM253 231H254V229H253ZM58 232H60V230H58ZM92 232H94V233H92ZM229 232L231 233L230 236H228ZM241 234H239L238 237ZM105 235H106V232H105ZM105 235H102L101 240L103 239V236L105 238ZM234 237H236V235ZM241 237H242V235H241ZM243 238H240V239H243ZM106 239H109L108 234H107ZM106 239L104 240L105 243L108 242V241L106 242ZM235 239L237 240V238H235ZM93 240H95V239H93ZM96 240H97V238H96ZM97 241L94 244L99 242V241L98 242ZM93 242H92V244H93ZM116 242L115 241L113 242V244H115V246H116ZM94 244L91 246L96 247V245L94 246ZM108 244H111V242L107 243V245ZM98 245H100V244H97V246ZM101 245H103V244L101 243ZM107 245H105V246H107ZM91 246H85V248L91 247ZM108 247H110V246H108ZM112 247L113 246H111V249H112ZM97 248L98 247L95 248V252H94V250H91V251H93L92 252L93 254L94 253L96 254ZM103 248H105V247H102V249ZM99 249L101 250L100 247H99ZM99 249H98V251H99ZM108 249H110V248H107L104 250H108ZM80 250L82 251V249H80ZM104 250H102V251H104ZM110 250H109V254H107L108 258H110L108 256V255H110ZM84 251L86 252L85 249H84ZM91 251H89V252H91ZM102 251H100L101 254H102ZM78 252H80V251H78ZM75 253H76V251H75ZM75 253H72V255H74ZM104 253H105V251H104ZM114 253H116V252H114ZM117 253H116V255H117ZM93 254H92V256H90V260H95L97 254H99V253L97 252L96 255L95 254L93 255ZM101 254H99L98 257ZM93 256H95V258ZM87 257L89 259V255ZM91 257H93L94 259H91ZM100 257H99V261H100ZM199 258L204 259V261L202 260L203 263L202 262L200 263ZM74 259H75V257H74ZM74 259H72V260H74ZM102 259H104V258H102ZM106 260H109V259L106 258ZM95 261H97V263H98V260H95ZM95 261H92V263ZM70 264H72V263H70ZM87 264H88V262H87ZM94 264H96V263H94Z\"/></svg>", "mask_w": 264, "mask_h": 264}, {"label": "rangeland", "instance_id": "374dc122", "mask_svg": "<svg viewBox=\"0 0 264 264\" xmlns=\"http://www.w3.org/2000/svg\"><path fill=\"white\" fill-rule=\"evenodd\" d=\"M28 2H36L35 0H27ZM44 2V0H37V2ZM46 1V0H45ZM48 2L49 1H51V0H47ZM67 2H66V4H65V0H52V2L51 3H53V4H50V2H49V5L48 6H50V7H48V11L45 13L46 15H48V17L50 18V16L52 15V18H50V20H49V18H48V20H49V22H52V23H49L48 22V24H49V26L47 25V21H45L46 19H47V16L45 15V14H43L41 17H42V19H41V17L39 18V19H41L42 20V24H44V22L43 21H45L46 23H45V25H42L40 22H39V20H38V22H37V24L38 25H36V26H38L39 27V25H40V30H39V28L38 27H36V30L38 29V33H37V31L35 30V34L37 33L38 34V36H37V38L39 37L40 38V40L46 35V34H48V36L46 35L45 37L46 38H48V37H50L51 35V26H52V35L54 36L55 35V37H51V38H48L49 39V47H51V49H46L45 50V48H47L48 46V39H46V40H42V41H40L39 40V38H38V44H39V41H40V44H39V48L40 47H42V45H44L43 47H45V48H36V51H38V49H39V51L38 52H40L41 50H43L42 52H40V54L41 53H44L45 52V54H47V52L46 51H51L52 50V48H53V51H54V54H56L55 55V57L52 55V54H49V59H50V57L52 58V56H53V61L51 60H49L48 61V55H44L43 54V58H42V55L39 57V60L40 61H38L39 63L38 64H36L35 66V72L37 71V73H36V75L37 74H40V75H42V77H43V79H42V77H40V78H36L37 76H35V79H37V80H35L34 79V82H35V84H33V90H32V98H34V97H36L35 96V93L36 94H38L39 93V96H37V97H41V98H43V93H44V100H46V99H48V97H50L49 99H50V101L52 102V105H50L51 104V102L50 101H45L46 103H45V105L48 107H52L53 106V98H54V101H55V98L58 96H60L61 94H62V96H64L65 98L68 96V93L67 92H69L70 93V95L71 96H73L72 98H70L71 99V102H69V100L70 99H68V101H67V98H66V100H64L63 99V97L62 96H60V97H62L61 99H63V102H62V100H58V99H60V97L59 98H56L57 100L55 101V103H57V106L54 104V106L55 107H57V109L58 110H60L58 113H60V114H58L57 113V110H56V108L55 109H53L54 108V106L51 108V111L50 112H52L53 111V113H51V115H52V117H54V118H51V115H50V112H49V109L47 108V110H46V108L45 107H43V111H48V113H46V115L45 116H48L49 118H47V120L45 119L46 117H44V114H45V112H43L41 109H37L38 111H42L41 113L39 112L38 114L41 116V114L42 113H44V114H42V116H41V119H43V117H44V119H45V121H51L50 123H51V125L55 122V124H53V128L51 127V125H50V123L49 122H47L46 124H45V121H44V119L43 120H41V122H40V120H39V118H40V116H37V117H39V118H37L38 120H37V123L39 124V122H40V124L41 123H44L45 124V126H44V124H43V126L41 125L40 126V124H39V128H40V137L43 135V137H44V133L46 132V133H48V134H51L52 136H50L49 138L51 139V137H52V140H48V136H46V138H47V141H49V142H47L46 143V139L45 138H42L41 137V139L45 142V146H43L44 144H42L43 143V141L42 140H39V141H41L40 143L38 142V144L36 145V148H35V153L33 152V155L35 156V159H36V156H38L37 158L39 159L40 158V160H36V162L37 161H39V164H40V162L42 163V166H40V165H38V166H32V168L33 169H31L30 167H28V172H26V170L24 169V168H21L22 166L24 167H27L26 165H25V162L21 159V160H19V164H18V166L16 167V168H21L20 169V171H18V173L17 174H19V172H20V174L19 175H21V174H25L26 175V173H28V175L31 173V175L30 176H28V177H35L34 179L35 180H38V181H40L39 183L41 184V186L42 187H45V188H47V189H49V188H51V190H53V193H55V197L57 198V201L59 200V201H61V199H62V201L64 200V201H66V199H67V197H69L68 198V200L70 199L71 201L73 200V199H75V201L73 200V202H71V201H69V202H71L72 204H70V203H68V207H58V206H60V204L59 205H57L58 204V202L57 201H54L53 200V198L51 199V201L53 200L54 202H55V204H56V206L60 209L61 208V213H60V210L57 208L56 209V206L54 205V209H56L57 211H59L58 213H60L59 214V216L61 217V216H63L62 214H66V212L65 211H71V209H72V211H73V213L75 214H77L78 215V217L80 218L81 217V221H80V223H84L83 225H84V228H86L85 230H83L84 228L83 227H81V225H80V223L78 224L81 228H83V229H80V231H79V226H77V229H75V231L76 232H80V234H81V230H83V231H85V232H83L82 234H91V231L90 230H92V231H94V232H96L97 230H100V229H96V228H98L99 226H97V224L98 223H100V220L102 219L104 222L102 223V221H101V223L104 225V223H105V225L103 226V225H100V226H102V227H99V228H101V230L100 231H98V232H96V234L94 233V232H92V233H94L92 236L94 237V238H89V240H90V243L88 244V241H87V239H86V241L85 242H87V244H85L84 246H82V247H79L78 248V250H77V247L76 248H74V249H72V253H75V251H76V255L74 254V255H72V253H70V255L69 256H71V257H69V261L67 262V264H70V263H74V264H87V262H88V264H94V263H96V264H99L100 262L101 263H105V262H108V261H110V259L111 260H114V259H116L117 257L116 256H118L120 253L118 252L119 250V244L116 242L117 240H115V239H117V238H120L121 237V234H122V232H123V227H122V230H121V227H120V224H121V226H122V222H121V220L119 219L120 217H119V214L117 213H115V205H120V204H123L125 201H127L128 199H133V197L131 198V196H134V192L136 193L135 195H136V197H137V194L139 195V194H141L139 191H141L140 190V188H141V186H136V185H139L138 183H139V179H140V175H135V176H131L130 177V175H129V177H130V181H133L134 180V182H130V183H134L132 186L134 187V185H135V188H133L132 186H131V184L130 183H128V184H125L124 183V181H122V188H121V186H118V183H117V181H119V182H121V180H123V179H121L120 180V177L122 178V176H120V175H118L119 173H116L115 174V171L117 172L118 171V169H117V167H119L118 165L120 164V162H122V164H124L125 165V163H126V161H127V159H128V154H129V152L131 151V147H133L134 146V144H135V142L133 143V141H135L134 140V138H136V134H137V129H136V132L135 131H131L130 133H129V131L130 130H126V132L124 133V139L125 140H123L122 138L123 137H121V142H126V143H128V142H130V143H128V150H127V152L125 151L124 152V150H123V152H121L122 153V155H123V153H125L122 157H123V159H124V161H125V158H126V161L124 162V161H122L123 159H122V157H121V153L119 152V150L121 149V151H122V147L120 148V144L121 145H123V147L125 148V149H127V147H126V143H125V145L124 144H122L121 142H119V144H116V141H117V139L115 140V136H117L116 135V133H115V131H114V133H115V135L113 136V135H111V133L112 134H114L113 133V130H112V127H110L111 128V131H110V133L108 132V130H107V135H106V133H105V135H106V140H105V135L103 136V134H99L100 133V130L98 131V132H96L97 133V135L99 134V135H102L103 136V138H98V136L95 134V130H93V129H90L89 128V126H91V125H89V124H87V121H89V123H90V121H91V123L90 124H97L98 123V121L99 122H102L103 121V119L105 120V119H107V117L105 116V115H109L110 116V113L112 112V106H115V105H117L118 104V94H117V92L119 93V91L120 90H123L122 89V87L121 86H124V85H128L127 86V88L129 87V88H131V86H129V84L127 83L126 84V79L128 78V74H129V71H128V69L130 70L131 69V66L132 65H130V68H129V64L131 63V64H133V59H134V57H133V59H132V56H135V54L134 53H137V48H138V44H135L136 43V41H137V38H139L138 37V34H137V32H136V34L134 33V31H136L135 30V28H137L133 23H135L136 21V25H137V23L140 21L139 19H141V16H139V11H141L140 12V15H142V14H144L145 12H147V9H149V11L151 10V7L150 6H152L153 4L151 3L150 4V2H151V0H135L136 2H134V0H126L125 2V4H124V0H121V2H120V0H117V2L119 3L118 5H116V3H115V1L116 0H106V3H105V0H102V1H99V3L100 4H98V0H96V1H94V0H69V2H68V0H66ZM104 1V2H103ZM114 1V2H113ZM127 1H128V3H127ZM146 1H148V2H146ZM159 0H152V2H154V4L155 5H157V2H158ZM56 2H58V5H59V7H58V5L57 4H55ZM91 2L93 3V5L91 4ZM102 2V3H101ZM138 2H140V4H138ZM143 2H144V4H143ZM194 2H196L194 5H192V7H191V11H193V9H194V11L191 13V19L193 20V19H196V21H195V23L191 26V28H190V31L188 32V37H189V40H188V46L189 47H192V46H194L193 44H190V42L192 41V40H194V39H196L197 37H200V38H202V39H206V43H209V47H210V51H213V53H211L210 55H211V59L215 62V63H217L218 64V69H217V71H218V75H219V73H220V77L223 79V86L224 85H233L234 83H236V82H238V80L240 79V75L242 74V71H243V66L240 64V62H242L243 61V59L246 57V54L248 53V51L249 50H251V49H249V45L251 46V42L253 41V39H252V37H253V35H254V33H255V31H254V29H252V30H250V31H247V29H245V27H242V24H241V21L239 20V18H235L232 14H228V13H226V15L225 14H223V15H218L217 17H216V19H214L213 20V18H211V17H209V19H211V20H213V23L209 26V27H206V25L204 24V20H201L200 18L201 17H203V16H206L207 17V13H208V10H207V8H209L210 6H211V4H212V2H213V0H194ZM63 3V5L61 6V4ZM68 3H70L69 5H67ZM90 3V4H89ZM114 5H113V4ZM131 4V6L132 7H129L130 6V4ZM143 4V9H141L142 8V4ZM149 3V6L147 7V4ZM249 7H251L252 8V10L255 12V14H257V13H259L261 10H262V8H263V10L261 11V12H263L264 11V0H249ZM255 3H256V5H255ZM65 4V5H64ZM94 4H95V8H94ZM97 4H98V6H97ZM110 4H111V7H110ZM123 4V5H122ZM252 4V5H251ZM54 5H55V7H54ZM67 5V6H66ZM70 5H72V8H73V10L76 12V11H78L80 14L78 15V13H74V11H72L73 12V14H71L72 12H71V10H72V8L70 7ZM90 5L91 6H93L92 7V9H90ZM100 5H102L101 7H100ZM108 5V6H107ZM125 5V6H124ZM129 5V6H128ZM140 5H141V7H140ZM147 7H145V6ZM51 6H52V8H51ZM64 6H65V8H64ZM106 6H107V10H108V8H109V10L107 11L106 10ZM117 6H119V8H117ZM122 6H123V8H125V7H129L128 8V10L130 9V11L128 12V13H130V14H127V16L129 15V17H128V21L130 20V22L127 24V22H126V29L124 28V24L123 23H125V22H123L122 21V19L121 18H118V16H119V13L117 12L116 13V8H117V10L119 11V10H121L122 9ZM136 8L135 10L137 11V9H138V13L135 11V10H133L134 9V7ZM263 6V7H262ZM66 7H68V8H66ZM70 7V8H69ZM99 7H100V9H102V10H99ZM115 8V10L113 9H111V8ZM195 7V8H194ZM262 7V8H261ZM58 8V10H56ZM61 8H63V9H65V16H64V12H63V10L61 9ZM79 8H81V9H79ZM146 9V11H144L145 9ZM70 9V10H69ZM89 9L92 11L93 10V12H91V11H89ZM100 12V14H97L98 12H97V10ZM104 9L106 10L105 12L107 13V15H105L104 14ZM49 10H51L50 12H49ZM53 10V11H52ZM56 10V13H54V11ZM62 10V11H61ZM69 10V12H71V13H67V11ZM81 10V11H80ZM110 10L111 11H113V13H111L110 12ZM198 10H199V12H198ZM205 10H207V12H203V11H205ZM84 12V15H83V12ZM95 11V12H94ZM103 11V12H102ZM148 11V12H149ZM120 12V11H119ZM136 12V13H135ZM200 12H203V14H200ZM51 13V14H50ZM91 13H94V16H93V14H91ZM102 13V14H101ZM110 13V14H109ZM118 14V16H114V15H116V14ZM71 15V16H67V15ZM97 14V15H96ZM103 14H104V16H103ZM110 15V17L113 15L115 18L117 17V19L121 22L122 21V26L123 27H121L120 26V22L117 20V21H115V18H114V20H113V18H112V23H111V20H110V18H109V15ZM44 15H45V18H43L44 17ZM75 17H73V16ZM82 15V16H81ZM90 15H91V17H92V19L90 18ZM99 15H102V17H104V19H102V18H100V19H98V18H96V17H98ZM133 15L136 17H133ZM200 15H201V17H200ZM203 15V16H202ZM80 16L82 17V21H80ZM105 16H108V17H105ZM66 17V18H65ZM72 17V18H71ZM101 17V16H100ZM120 17V16H119ZM137 17H139V19H137ZM256 17V16H255ZM65 18V19H64ZM69 18L70 19H72L71 20V22L72 21H74L73 23H75V25L73 24V28L72 27H70L71 25H72V23L70 24V20H69ZM130 18V19H129ZM132 18H134V20L132 19ZM75 19H78L79 20V23L78 22H75L76 20ZM106 19H108L107 20V24H106ZM263 19H264V17H263ZM40 20V21H41ZM66 20H68V23L70 24V26L68 25V23L66 24V26H64L65 25V23H63V21H66ZM93 20V21H92ZM102 20L104 21V23H102ZM132 20V21H131ZM88 21H89V23L90 24H86V23H88ZM95 21V22H94ZM98 21H101L100 23L98 22ZM109 21V22H108ZM67 22V21H66ZM94 24H93V23ZM141 22L143 23V20H141ZM81 23H82V25H81ZM96 23V24H95ZM51 24H53V25H51ZM85 24V25H84ZM100 24L103 26L104 25V29H105V31H104V29L102 30V26H100ZM108 24H111V27H110V25L108 26ZM114 24V25H113ZM116 24H117V27H116ZM47 25V26H46ZM67 25H68V27H67ZM89 25H91L90 26V28H89ZM92 25H93V29L94 30H92ZM97 25H99V27H97ZM112 25H113V31H112ZM46 28L45 30H46V32H45V30H44V28ZM81 26H82V28H81ZM85 26H87V29H89V30H87L86 29V27ZM128 26H129V28H128ZM135 26V27H134ZM251 26V25H250ZM65 27V28H64ZM70 27V28H69ZM78 27V28H77ZM84 27H85V29H84ZM95 27V28H94ZM106 27V28H105ZM252 27V26H251ZM47 28H49L48 30H50L49 32H48V30H47ZM55 28V29H54ZM68 28H69V30H74L76 33H78V35L75 33V34H73L74 33V31L72 30V32L71 31H69L68 30ZM72 28V29H71ZM81 28V29H80ZM100 28V29H99ZM118 28V29H117ZM119 28H121V31L122 30H124V32L122 31H120V29ZM134 28V29H133ZM67 29V30H66ZM76 29H77V31H76ZM78 29H80L81 30V32H79V30ZM98 29V30H97ZM133 29V30H132ZM96 30V31H95ZM107 30H110V31H107ZM115 30H116V33H117V35L116 36H119V39L120 38H122L120 41H118V37L116 38V36L114 35L115 34ZM118 30L120 31L119 33L121 34V33H123L124 34V36H123V34L122 35H118ZM127 30H128V32H127ZM130 30L132 31V32H130ZM43 31V32H42ZM55 31V32H54ZM88 31V32H87ZM93 31H94V33H93ZM97 31H98V33H97ZM99 31H101V32H99ZM104 31V32H103ZM125 31L127 32L126 34H125ZM44 35H42L41 33ZM54 32V33H53ZM110 32V37H109V34H107V33H109ZM39 33H40V35H41V37L39 36ZM91 33V34H90ZM99 33H100V36H99ZM103 33V34H102ZM105 33V34H104ZM111 33H113L112 35H111ZM131 33H133V35L131 34ZM73 35V36H71V35ZM83 34V35H82ZM86 34V35H85ZM90 34V35H89ZM92 34H94L93 35V38L91 37V41H93V42H91L90 40H89V38H90V36L92 35ZM98 35L99 36V38H100V43L101 44H103V42H105V44H106V48H105V44L104 45H101L100 47L102 48L103 46V48H102V52H101V49L100 48H98L99 47V44L100 43H96L95 44V41L96 42H99V40H97V39H95V38H98V36H96V35ZM128 34V35H127ZM130 34V35H129ZM70 35V36H69ZM81 35H82V37H81ZM89 35V36H88ZM105 35H108L107 36V38H108V43L106 42V40L107 39H105ZM65 36L66 37H68V38H65ZM79 37L80 36V38H77V37ZM84 36V37H83ZM103 36V38H104V40L103 39H101V37ZM126 36L129 38H126ZM136 36V37H135ZM58 37V38H57ZM64 37V38H63ZM115 37V39L113 40V43H112V39ZM132 37H134V39H132L133 40V43H132V41H131V38ZM57 38V39H56ZM70 38V39H69ZM72 38H73V42H72ZM82 38L83 39H85L84 40V43L86 44H84L85 45V48H86V51H87V54H86V52H84V54H83V52H81L80 51V49H78V46H79V41L80 42H82L83 43V40H82ZM110 38V39H109ZM124 38H125V40H127V42L124 40ZM43 39H45V38H43ZM65 39L68 41L69 40V42H67L66 41V44H69L70 45V47L69 46H65L66 44H64L65 42ZM75 39H77L76 40V42H74L75 41ZM89 41H88V40ZM94 39H95V41H94ZM136 39V40H135ZM52 40V42L54 43V42H56L57 40H58V47H59V49L60 48H63L62 46L64 45L65 47L63 48V50L62 49H60V51L58 50L57 51V46L54 48V46H53V44H52V42H51V45H50V41ZM54 40V41H53ZM59 40H60V44L61 45H59ZM101 40H103V42L101 41ZM139 40V39H138ZM44 41V42H43ZM45 41L47 42V44H44L45 43ZM87 41V42H86ZM114 41H115V45H113L114 44ZM118 41V42H117ZM129 41H131L130 43H129ZM43 42V44L41 45V43ZM71 42V43H70ZM138 42V41H137ZM125 43V44H124ZM73 44H74V49H73ZM75 44H76V49H75ZM88 44V45H87ZM89 44H91V46L89 45ZM122 45V46H120V47H118L119 45ZM124 44V45H123ZM128 44H130L129 45V47L127 46ZM133 44V46L130 48V46ZM96 45V47H95V53L93 52V50H92V54H91V48L93 49V47ZM111 46V48L112 49H109V50H107L110 46ZM117 45V46H116ZM135 45H136V47H135ZM37 46V45H36ZM93 46V47H92ZM107 46H109V47H107ZM113 46H114V49H113ZM38 47V46H37ZM90 47V48H89ZM118 47V48H117ZM122 47H124L125 48V50H124V48H122ZM128 47V54H129V51H130V54L129 55H127V52H126V57H125V51H126V48ZM247 47H248V49H247ZM68 48H70V49H68ZM72 48V49H71ZM99 49V51L100 52H98V50H96V49ZM120 48V49H119ZM132 48H134V50L132 49ZM244 48H246V49H244ZM68 49V50H67ZM106 49L107 51H109V52H105L104 50ZM119 49V50H118ZM130 49H132V50H130ZM244 49V50H243ZM56 50V51H55ZM62 50V51H61ZM71 50H72V52L74 53V51H75V53L73 54V53H71ZM116 50H118V52L116 51ZM120 50H122V51H120ZM123 50H124V53H123ZM242 50V51H241ZM52 51V52H53ZM66 51V52H65ZM68 51V52H67ZM90 51V53H88ZM104 51V52H103ZM111 51V52H110ZM113 51H114V53H113ZM120 51V52H119ZM132 51V52H131ZM246 51V52H245ZM23 52L24 53H27L28 52V49H27V51H26V49L25 50H23ZM51 52V53H52ZM61 52H62V54H61ZM70 52V53H69ZM79 52V53H78ZM50 53V52H49ZM65 53V54H64ZM69 53V54H68ZM97 53H100L99 54V58H101L100 60H99V58H98V55H97ZM104 53H106V56L105 57H103L102 55L104 54ZM112 53V55L114 56V58H113V56L112 55H110ZM118 53V54H117ZM120 53V54H119ZM246 53V54H245ZM2 54V53H1ZM23 54V53H22ZM81 54H83V57H82V55ZM95 54H96V56H95ZM61 55H63V57H62V59H61ZM65 55V56H64ZM70 55V56H69ZM71 55L73 56L72 57V59H69V58H71ZM79 57H78V56ZM87 55V56H86ZM90 55V56H89ZM109 55V56H108ZM116 55H117V58H116ZM123 55V57H124V61H122L123 60V57H122V59H121V56ZM46 58H45V57ZM57 56V57H56ZM66 56H68L69 58V63H68V67H67V65L64 63V60L66 61V62H68V59H67V57ZM77 56V57H76ZM92 56V57H91ZM103 58H102V57ZM111 56H112V58H111ZM119 56V57H118ZM129 56H130V58H129ZM60 57V58H59ZM82 57V58H81ZM85 57H87V58H85ZM93 57H95V58H93ZM107 57H109L108 59L109 60H107L106 58ZM57 58V59H56ZM73 58H74V61H73ZM76 58V59H75ZM79 60H78V59ZM83 60V61H81V62H83L82 64H81V62H80V60L81 59ZM83 58H85V61H84V59ZM88 58H90V60H91V58H92V65H91V62H89V65H91L92 67H91V69H88L89 68V65L88 64H85V63H88V61H90ZM118 58H120L121 59V63L122 62H124L123 64H121L120 62H119V60L120 59H118ZM126 58H127V60H126ZM45 60L46 59V61H45V63L47 64V65H45V63L43 64V62L44 61H42V60ZM64 59V60H63ZM67 59V60H66ZM96 60V63H95V60ZM105 59V60H104ZM60 60V61H59ZM71 60V61H70ZM94 60V61H93ZM104 60V61H103ZM113 60H114V62H115V64H113ZM117 62H119L118 63V65H116V61ZM129 60L131 61V62H129ZM41 61H42V63H41ZM47 61L48 62H50V63H47ZM77 61V62H76ZM87 61V62H86ZM97 61H101V64H102V61H103V65H104V67H105V61H106V64L108 63V61H110V63L112 62V67H113V65H114V67H113V69L111 70V66H109V64L108 65H106V67H105V69L106 68H108V67H110V68H108V70L106 71V73H105V70H104V67H102V65H101V67H100V62H99V64L97 63ZM53 62H55V64H58L59 62H60V64L59 65H56L55 67H57V66H60V67H58V69L56 70V68H55V70H56V72H55V70L54 69H52V68H54V63ZM57 62V63H56ZM62 62V63H61ZM70 62H71V64H70ZM74 62V63H73ZM80 62V63H79ZM126 62H129L128 64L126 63ZM72 63H73V65H72ZM77 63L81 66H78L77 65ZM93 63H95V64H93ZM41 64L42 65H44L43 66V69L42 68H40V70H38V68L41 66ZM84 64V66H82ZM97 64H98V66H97ZM125 64V65H124ZM37 65L39 66L38 68H37ZM49 65H51V66H49ZM62 65H63V67L65 66V68H63L62 67ZM97 66V68L99 67V69H101L102 71H100L99 69H97L96 68V66ZM111 65V64H110ZM115 65H116V71H117V69L119 70V71H121L122 69H123V71L122 72H119V71H114V69H115ZM120 65H124L123 67H122V69L120 70V68H121V66ZM45 66H47V67H45ZM53 66V67H52ZM74 66V68H72ZM76 66V67H75ZM87 67V69H88V71H87V76L85 75V74H83V73H86V67ZM95 66V67H94ZM119 66H120V68H119ZM42 67V66H41ZM50 67V68H49ZM52 67V68H51ZM63 69H65V70H61L62 68ZM81 68V70L79 71L78 70V68ZM125 67V68H124ZM128 67V68H127ZM37 68V69H36ZM48 68V71H54L55 72V76H54V73L53 72H46L45 73V71H47L46 69ZM71 68L73 69V71H71V73H70V70H71ZM79 68V69H80ZM84 68H85V70H84ZM94 68H95V70H94ZM44 69H45V71H44ZM50 69V70H49ZM68 69H69V74H68ZM99 70V72L97 71V70ZM110 69V70H109ZM127 69V70H126ZM42 70H43V72H42ZM61 70V71H60ZM93 70V71H92ZM124 70H125V73H123L124 72ZM63 71V72H62ZM78 71H79V73H78ZM81 71L83 72V73H81ZM91 71V72H90ZM112 73V71H113V73L115 72V73H117L116 75H117V82L118 81H120V82H118V84H116V87H117V89H116V87H115V80L116 79H114V83H113V85H112V82H113V80H111V79H109V78H111L112 76H114L113 78H115V74L114 75H109V73L110 72ZM39 72H42V73H39ZM57 72H59V73H57ZM61 72V73H60ZM68 74L67 76H66V73ZM75 72H77L76 74H81L80 76H79V80H80V77H83V78H81L82 80H80V82L79 83H76L75 82V80L77 81V78H78V75L76 76L77 78H75L74 77V74H75ZM93 72H95V73H93ZM96 72H98V73H96ZM101 72V74H100V76L101 77H99V73ZM108 72V73H107ZM119 72V73H118ZM128 72V73H127ZM63 73L65 74V76L63 75ZM91 73L93 74V76L91 75ZM105 73V74H104ZM127 73V74H126ZM47 74V78L45 77V75ZM62 74V75H61ZM72 74H73V76H72ZM89 74L91 75V77L89 76ZM97 74V76L100 78H98L99 79V81H98V79L96 78V76L94 77V75H96ZM109 76H108V75ZM119 74V75H118ZM51 75V76H50ZM69 75H71L72 76V78L74 79V81L73 82H71V83H73V84H71V83H69L71 80H73L72 78L70 79L69 77ZM122 75H123V77H124V79H125V82H124V80H123V77H122ZM48 76L49 77H51L52 78V80H51V78L50 79H48ZM57 76H58V78H57ZM61 76V77H60ZM62 76H64V80H65V77H66V82L64 81V80H62L63 79V77ZM119 76H121V77H119ZM39 77V76H38ZM88 77H90L91 78V80L93 81V82H91L90 84L91 85H89V86H92V89L93 90H91L92 92V94H90V92H89V89H90V87L89 86H87L88 85V83H89V81H90V78H88ZM102 77H104V78H102ZM106 77H108V78H106ZM126 77V78H125ZM238 77V78H237ZM46 78V79H45ZM54 78H55V80H56V82H55V80H54ZM86 78V80H87V82H86V80L84 81V79ZM88 78V79H87ZM93 78H95V80L97 79V81L98 82H96V81H94L93 80ZM112 78V79H113ZM120 78H122L121 80H119ZM102 79V81H103V83H102V81L100 82V80ZM106 79H109V80H111L112 82H110L109 80H107L106 81ZM41 80H42V82H41ZM54 80V81H53ZM62 80L63 82H60V81ZM70 80V81H69ZM89 80V81H88ZM38 81V82H37ZM45 81H46V83H45ZM49 81H51V87H50V84L49 85H46V84H48V82ZM57 81H58V83H57ZM82 81V82H81ZM84 81V82H83ZM124 82V85H123V82ZM39 82H41L42 84H44L43 86H41V87H38V89H40V90H38L37 89V85H36V83L38 84ZM97 83L98 84V87L100 86H102L101 88L99 87V91L97 90L98 89V87H97V85L96 84H94V83ZM104 82H105V85H104ZM107 82V83H106ZM109 82H110V84H109ZM1 83V82H0ZM50 83V82H49ZM55 83V85H53ZM62 83V84H61ZM67 83V85H68V89L70 90V88L72 87V90H77L76 88H80V91H79V89L77 90V92L76 91H74L75 92V94L74 93H72V90L71 91H69L68 89H61L60 90V88H61V86L63 85V84H66ZM74 83H76L77 85H79V86H77L76 87V85L74 86ZM83 83H85V85H83V86H85V87H81V85L80 84H83ZM3 84V83H2ZM71 84V85H70ZM96 85L95 87H94V85ZM100 84V85H99ZM119 84H121V85H119ZM4 85V84H3ZM3 85H2V87L0 86V88H1V90H0V93H2V91H3V88L5 87H3ZM39 85H40V83H39ZM46 85V86H45ZM108 85V86H107ZM36 86V87H35ZM44 86H45V91H44ZM48 86V87H47ZM55 86V87H54ZM71 86V87H70ZM104 86H105V88H104ZM112 86H114V87H112ZM126 86H124V90L126 89ZM47 87V88H46ZM50 87V88H49ZM54 87V89H53V95L51 94V92L49 91V89L51 90L52 88ZM56 87H59L58 89L56 88ZM73 87H74V89H73ZM89 88L88 89V92H89V95H91V97H92V95H93V99H96L97 100V98L99 97V99H100V101L102 100V101H104L103 99H105V97H106V100L108 99L109 101V104L108 103H106L107 101L105 100V102H104V105L105 106H108L107 107V109L109 108H111V112L109 111V109L107 110L106 109V107L105 106H103V102H101L102 103V105H101V103H100V101H96L95 100V102H93V105H101L100 107H103V109H97V111L99 110V112H97V111H95V106H92V108L91 109H89V110H91V111H89L88 110V108H89V106H91V103H92V101H94L92 98V101L90 100V98L88 97V92H87V90H85L86 88ZM94 87V88H93ZM106 87H108L107 88V90H109L108 92H106V94H104V96L102 95L104 92H103V88L105 89V91H106ZM112 87V88H111ZM119 87V88H118ZM36 88V89H35ZM41 88L43 89L42 91H41ZM57 89V92H55V90ZM82 88V89H81ZM97 88V89H96ZM128 88V89H129ZM197 88V87H196ZM48 89V90H47ZM83 89H84V91H83ZM111 89H113L112 90V92H111ZM119 89V90H118ZM127 89V90H128ZM133 87H132V89H130V90H132V92L130 91V94H134L133 95V100H135V96H136V100H137V97H138V99L140 98V96H142L141 94H140V96H139V93H140V91L138 92L136 89H135V92L133 91ZM199 89H201V88H199ZM35 90V91H34ZM39 92H38V91ZM58 90H60V91H58ZM62 90H63V93H62ZM98 91V92H100L101 91V94L100 93H96V96H95V94H94V92L93 91ZM197 90H198V88L196 89V92H197ZM33 91H34V93H33ZM44 91V92H43ZM50 92V93H48V92ZM52 91V90H51ZM79 91V92H78ZM82 91V92H81ZM114 91H115V94H114ZM136 91H137V93H136ZM38 92V93H37ZM42 92V93H41ZM47 92V93H46ZM60 94H59V93ZM87 92V93H86ZM110 92V93H109ZM194 93H196L195 91H193ZM66 93V94H65ZM79 95H82V93L83 94H85L86 95V99H87V101H85V99H84V97H85V95H84V97L83 96H78L77 94ZM108 93L110 94V96L108 95ZM138 94V95H136V94ZM193 93V94H194ZM34 94V95H33ZM42 96H41V95ZM67 95V96H65V95ZM47 95H49V96H47ZM57 95V96H56ZM69 95V96H70ZM75 95H76V97L77 98H75V101L73 100V98L75 97ZM97 95H98V97H97ZM107 95H108V97H107ZM113 95V96H112ZM144 95V94H143ZM34 96V97H33ZM52 96V97H51ZM111 96H112V98H111ZM180 96L181 97H183V98H179V99H184V101L183 102H185V99L187 98L185 95H183L182 96V94L180 93ZM79 97H80V99H79ZM83 97V98H82ZM88 97V98H87ZM97 97V98H96ZM101 97V98H100ZM104 97V98H103ZM116 97V98H115ZM52 98V99H51ZM109 98H111V99H109ZM148 98H151L152 99V97L151 96H148ZM79 99V100H78ZM84 99V100H83ZM32 100H37V98L36 99H32ZM85 101V102H87V103H89V102H91V103H89V104H87V106H85V102H84V106L81 104V103H83V101ZM90 100V101H89ZM57 101H59V102H57ZM79 101V102H78ZM111 101H112V105H111ZM115 101V102H114ZM150 102H152L151 100H149ZM48 102V103H47ZM60 102H62V107H61V104H58V103H60ZM67 102V103H66ZM73 102V103H72ZM74 102H76V107H75V104H74ZM81 102V103H80ZM97 102V103H96ZM183 102H181V100L179 101V104L180 105H178V107L175 109L176 110V114L178 115V116H176L177 117V119H178V117L181 119V117H180V115H181V113H180V107L182 106L181 104H183ZM73 104V106H72V104ZM80 105H82L83 106V108L85 109V107L87 108L86 110H87V112H88V114H83V121H86V124L88 125V129H90L91 131V133L89 134V130L87 131L86 130V128H85V126H87V125H85V122H83L82 121V119H81V116H82V114L80 113V112H83V111H85L84 109H83V111H82V109H81V107L82 106H80L79 107V109H78V105L79 104ZM99 103V104H98ZM64 104H65V107L63 108V106H64ZM67 104V105H66ZM69 104H70V108H71V106H72V108H73V110H72V108L70 109L69 108ZM107 104V105H106ZM89 105V106H88ZM97 105H96V107H97ZM122 105V104H121ZM120 105V107L123 109V110H119L120 109V107L118 108V110L121 112H124V108L126 107V105H122L121 106ZM59 106V107H58ZM124 106V107H123ZM61 107V108H60ZM77 108V109H76ZM97 108H99V107H97ZM128 108V107H127ZM62 109H63V112H61L62 111ZM67 110V114L69 113L70 114V112L69 111H72L71 112V115H69V116H71V117H68V118H70L69 120H70V123L71 124H69V120L67 119V115H65L64 117H66L65 118V120L63 119H61L62 120V123L61 122H59L60 120H59V116L61 117V118H64V117H62L63 115H64V113L66 114V112H64L65 110ZM92 109H93V111H92ZM106 109V110H105ZM136 109V112L134 111L133 113H135L134 114V118H135V115H136V113H138L139 111L138 110H140V107L139 108H134L133 110H135ZM54 110H56V113H55V111ZM76 110H80L79 112H77ZM175 110L173 111V115H171L170 117H172L173 118V116H174V112H175ZM73 111H74V113H75V115H74V113H73ZM104 111V112H103ZM109 111V113H107ZM126 111V110H125ZM132 111V110H131ZM131 111H128L127 112V114L129 115L130 113H131ZM86 112V111H85ZM86 112V113H87ZM91 112L93 113L92 115L94 116H92V115H90L89 116V114H91ZM165 113H167V111L165 110L164 111ZM171 111H169L168 113H170ZM84 113V112H83ZM96 113H98V115L99 114H101V116H98ZM180 115H179V114ZM53 114H54V116H53ZM56 114H57V116H56ZM63 114V115H62ZM72 114H73V116H76V117H78V119L80 120V122H81V124H80V126H79V123L77 124V122H79V121H77V118L75 119L74 117H72ZM77 114V115H76ZM80 114H81V116H80ZM127 114H125V116H124V118L127 116ZM50 115V116H49ZM79 115V116H78ZM102 115H103V117H102ZM131 115L133 116V114L131 113ZM131 115L130 116H128V117H126L127 119H129V123H131V121L134 119L133 117H131ZM85 116V117H84ZM88 116V118L90 119V120H88V119H86V117ZM95 116H97V117H95ZM108 116V117H109ZM250 116V115H249ZM56 117H57V119H56ZM98 117H99V119H98ZM100 117H102V120H100L101 118ZM106 117V118H105ZM176 117L174 116V120L176 121ZM51 118V119H50ZM72 118L74 119V120H72ZM84 118H85V120H84ZM92 118H94L93 120H92ZM126 118H125V120H126ZM172 118H170L171 120H172ZM215 119L214 120H212V122H215V121H217L218 120V117H214ZM248 118H249V120H248ZM247 119L244 117L241 121H239V122H237L233 127H231L230 129H229V134H230V136H228L227 137V140H226V142H228L229 143V141H230V145H232V147H229L228 149H227V146H230V145H228V143L226 144H224L223 146H222V148H220V146L217 148V150H219V152H217V155H216V157H215V159H214V162H215V164H217L216 166H215V164H214V166L216 167V171H218V168L220 169V171H218V172H221V171H224L223 169H224V167L226 168V170H227V166H229V164L228 163H232L233 161L231 160L232 158H233V155L235 154V156H234V160H235V157H236V155H239V156H237V159H238V157L239 158H241L242 160H243V157H244V153H243V151H250L251 150V148H252V145H254L255 144V140L253 139V138H251V137H248L247 138V136H252V137H254L255 138V135L254 134H258V131H259V125H258V127H256L257 126V124L259 123L258 121H256V119L254 118H252L251 116L250 117H248ZM50 119V120H49ZM52 119H53V122H52ZM96 119H97V123H96ZM180 119H178L177 120V127L175 126V128H174V132H173V125H174V122L175 121H173V123H172V121H171V123H170V128H169V130L168 131H171V134H169V135H167V139L169 138L170 139V141L172 142V145H173V142H174V145L172 146L171 145V142H167L168 144H169V146H168V150L170 149V151L173 149V154L174 155H178L177 157V159H182V158H180V154H181V152H182V154H181V156H183V154H184V158L185 159H193L194 157H196L195 155H200V154H203L202 152H204V150L207 148V144H208V148L210 149L211 147L212 148H214V147H216L217 145L215 144V142L213 143H211L209 140H207V138H200V137H196L197 138V140H196V138H195V143H194V141H193V139L191 138V137H189V135L185 132V133H183L182 135L180 134L181 132H182V129H183V124H182V120H181V124H180ZM251 119V120H250ZM56 120H57V124H56ZM68 120V121H67ZM124 120V121H125ZM246 120H248L247 122H246ZM92 121H94V123H92ZM249 121H251V122H254V121H256V123L257 124H252V126L254 125L255 127H253V128H255L254 130H251L252 129V126H251V122H250V125L248 126V128H251V129H247L246 127V125H247V123L249 122ZM64 122H65V124H64ZM66 122H67V124H66ZM73 122V123H72ZM76 122V124L77 125H74V123ZM84 124H83V123ZM244 122H245V125L243 126V124H244ZM126 123H127V120H126ZM129 123H127V124H129ZM239 123V124H238ZM240 123L242 124L241 125V127H242V129H241V131L242 132H240V133H242V138L241 139H238V141H235V139L237 140V138H235V137H233V136H235V135H237L238 136V129H240ZM62 124V125H61ZM73 124V125H72ZM180 124V125H179ZM263 124V123H262ZM48 125V126H47ZM54 125H56V127L58 126V129L56 130L55 128V126ZM72 125V126H71ZM171 125H172V130H171ZM176 125V124H175ZM237 125H238V127H237ZM50 126V129L49 130H51L50 132L47 130L48 128L47 127H49ZM62 126V127H61ZM67 126H68V129H69V126H71L70 127V132H71V134L70 133H68V132H66L67 131V129L64 131V129L65 128H67ZM117 126V125H116ZM251 126V127H250ZM261 126V125H260ZM42 127V128H41ZM44 127H46V128H44ZM75 127H77V129L75 128ZM81 127H82V131L80 132V130H81ZM178 127L179 128H181V130H180V133H177L178 132ZM235 127V128H234ZM244 127H245V129H244ZM44 128V133H43V131H41L42 129ZM73 128V130H71ZM83 128H84V131H87L86 132V134H85V132L83 133ZM91 128H93V127H91ZM109 128V129H110ZM236 128H238V129H236ZM53 129V130H52ZM80 129V130H79ZM113 129H116L114 126H113ZM176 129V130H175ZM235 131H237L236 133L234 132V130ZM256 129H258V131L256 130ZM45 130H47V131H45ZM55 130V131H54ZM75 130V131H74ZM77 130V131H76ZM131 130H133V129H131ZM135 130V129H134ZM244 130V131H243ZM246 130L247 131H249V133H250V130H251V135L250 134H247V133H244V132H246ZM252 131H257V133H255L254 132V134L252 133ZM41 132H42V135H41ZM56 132V133H55ZM63 132H64V134L65 135H67V137L65 136V135H63ZM76 132H79V133H76ZM128 132V133H127ZM58 133H60V135H58ZM68 133V134H67ZM94 133V134H93ZM175 133H177V134H175ZM75 134V135H74ZM81 134V135H80ZM84 134H85V137L87 136V138H88V136H90V135H94V137H92L93 139L95 138V137H97L99 140H100V142L98 143V139H95V141H93V139H92V141L90 142V140H91V138L89 139V141H88V139H87V141L86 140H84L85 138H84ZM125 134H129L130 136H128V135H125ZM133 134H135V135H133ZM228 134V135H229ZM232 134H233V136H232ZM57 135V136H56ZM69 135H70V138L68 139V137H69ZM73 135V136H72ZM79 135L81 136V138H83L82 140L87 144L86 145V147H88L89 149H91V146H92V142H94V143H96L97 142V144H98V148H97V146H96V149H95V145H94V147L92 146V150H90V152L91 153H89L88 152V148H84V146H85V143L83 144L82 143V140L80 139V143L82 144V145H84L83 147H82V145L79 143V139L78 138H80L79 137ZM83 135V136H82ZM110 135H111V138H110ZM131 135H132V138H131ZM172 136L171 138L169 137V136ZM176 135V136H175ZM177 135H180V137H181V141H180V137H178ZM243 135H245V138L246 139H248V140H250L249 141V143L250 144H252L251 143V141H254V143L251 145V147L248 145V141H246V140H244V136ZM254 135V136H253ZM54 136V137H53ZM61 136H62V138H61ZM65 137V139H64V137ZM109 136V140H108V137ZM125 136H127V137H125ZM39 137V138H40ZM77 138L76 140H77V142L75 141V139L74 138ZM101 137V136H100ZM175 137V138H174ZM184 137H185V139H184ZM187 137V138H186ZM231 137H233V140H232V138ZM59 138H60V140H59ZM116 138H118V136L116 137ZM130 138V139H129ZM238 138H240V136L238 137ZM61 139H63L64 140V142H63V140H61ZM70 139H71V141H70ZM101 139H103L102 141H101ZM133 139V140H132ZM168 139V140H169ZM184 139V140H183ZM188 139V140H187ZM201 139H203L202 141H201ZM231 139V140H230ZM256 139V138H255ZM115 140V141H114ZM127 140V141H126ZM168 140H166V141H168ZM176 140V141H175ZM198 140H200L199 141V143H200V145H199V143H198ZM229 140V141H228ZM67 141H69V143L67 142ZM75 142V143H73V142ZM110 141V142H109ZM111 141L113 142L112 143V145L113 144H115V145H113V147H114V150H115V148H116V153H115V151H113V147L111 146ZM165 141V142H166ZM180 141V142H179ZM184 141V142H183ZM190 141H191V145L193 144V146L191 147V145H189L190 144ZM232 141H233V143L235 144V146L232 144ZM239 141H240V143H239ZM244 141H245V143H244ZM52 142V143H51ZM54 142V143H53ZM59 142H60V144H59ZM72 142V143H71ZM90 142V143H89ZM109 143V147H108V150H107V148H106V146H108V143ZM188 142V143H187ZM193 142V143H192ZM198 143V148H196L195 149V147H197V143ZM203 142H204V144H205V147H204V144H203ZM237 142H238V144H237ZM246 142H247V144H246ZM57 143V145H55ZM62 143V144H61ZM67 143V147H65L66 145H64V144H66ZM76 143H78L79 144V146L81 145V147L79 148L78 147V149H76V148H74L75 147V144ZM101 143L103 144L102 146H101ZM105 143H106V145H105ZM117 143H118V141H117ZM178 143V144H177ZM202 143V144H201ZM244 145H246V147H243L242 146V148L240 147L242 144ZM39 144H41V145H39ZM48 144H50L49 145V147L50 148H48ZM73 144V145H72ZM77 144V145H78ZM91 144V145H90ZM133 144V145H132ZM176 144V145H175ZM195 144V145H194ZM212 144V146L210 147L209 145H211ZM54 145V146H53ZM59 145L61 146L60 148H59ZM71 145L73 146L72 148H71ZM77 145H76V147H77ZM182 146V148H180V146ZM238 145V147H239V149H235V147ZM244 145V146H245ZM248 145V146H247ZM46 146H47V149H46ZM53 148H52V147ZM115 146H117V147H115ZM40 147H43V148H40ZM103 147H105V149L103 148ZM119 147V150L117 149ZM174 147V148H173ZM188 147V148H187ZM200 147V148H199ZM52 148V149H51ZM55 148V149H54ZM58 148V150H63L62 151V153L60 152L59 153V155H58V150L56 151V149ZM67 148H68V151H67ZM69 148H70V150H69ZM112 148V153H113V155L110 153L111 151H110V149ZM179 148H180V150H179ZM187 148V149H186ZM207 148V149H208ZM245 148H248V150H245ZM249 148H250V150H249ZM38 149H40V150H44V152H43V150L41 151V153L43 152V154H44V156H43V154H40V151L38 150ZM48 149H49V152L51 151V152H53V154H52V157H51V153H48L47 151H48ZM79 149H81V151H80V153H79ZM87 150V152L86 151H84V150ZM98 149H99V151H98ZM133 149V148H132ZM149 149V148H148ZM183 149H185L184 150V153H183ZM191 149H192V151H191ZM204 149V150H203ZM226 149H227V152H228V150L230 151V155L227 153V156L226 155H224L225 153H226ZM235 149V151H233ZM64 150H66V152H67V154H66V156H64V154L66 153ZM83 150V151H82ZM94 150V151H93ZM95 150L97 151V153L95 152ZM101 150L103 151V152H101ZM150 150V149H149ZM148 150V151H149ZM194 150V151H193ZM198 150H199V152H198ZM202 150V151H201ZM233 152H232V151ZM239 150H242L241 151V153H240V151ZM37 151H39V153H36ZM76 151V152H75ZM108 152L109 151V153H105V152ZM151 151V150H150ZM154 151V150H153ZM158 151L160 152V156H158V157H160V160H163V163L165 162V160H166V151L164 152V150H162V149H160V150H155V152H153V154L154 155H159L158 154ZM175 151H176V153H175ZM192 153H191V152ZM195 151H197V153L195 152ZM57 153V156H56V154L55 153ZM65 152V153H64ZM68 152H70L69 154H68ZM72 152H73V156H72ZM82 152V153H81ZM85 152V153H84ZM93 152H95L94 154H93ZM99 152H101L100 153V155L103 153V155L104 156H102L103 158H101V156L99 155ZM156 152H157V154H156ZM222 152H223V154H222ZM115 153V154H114ZM119 153V154H118ZM152 153V152H151ZM165 153V156H163L164 157V159H161V158H163V157H161V154H164ZM193 153H195V155H192ZM240 153V154H239ZM45 154H47V156L45 155ZM71 154V155H70ZM74 154H76L75 155V157H74ZM85 154H86V156H85ZM90 154V155H89ZM117 154V155H116ZM188 154V155H187ZM221 154V155H220ZM248 154V157L247 156H245L244 157V163H246L247 165H246V167L247 168H252V164H250L251 163V161H249V159H250V155H249V153H247ZM78 155V156H77ZM92 155V156H91ZM105 155H107L106 156V158L104 159V157H105ZM108 155H110V156H112V158H110V156H108ZM120 155V157H118ZM190 155V156H189ZM232 155V156H231ZM241 155H243L242 157H241ZM246 155V154H245ZM40 156V157H39ZM49 156V157H48ZM55 156V157H54ZM63 156V157H62ZM70 156V157H69ZM82 156H83V158H82ZM188 156V158H186ZM192 156H193V158H192ZM224 156V157H223ZM59 157L61 158V159H59ZM69 157V158H68ZM75 159H74V158ZM95 157H97V159H98V157H100L99 158V161L97 160L96 161V159H95ZM107 157H109V159L107 158ZM118 157V158H117ZM223 158V160H222V158ZM41 158H42V160H41ZM43 158H44V161H43ZM45 158H46V161H45ZM48 158H50V160H48ZM52 158V159H51ZM81 158V159H80ZM113 158H115L114 160H113ZM121 158V159H120ZM219 158H221V160H219ZM226 158V160H227V162L225 161L224 162V159ZM231 158V159H230ZM245 158L246 159H248V162H247V160H246V162H245ZM56 159V160H55ZM59 159V161L61 160L62 162H61V165H60V162H58L57 160ZM68 159V160H67ZM73 159H74V161H75V164L73 163L72 164V162H73ZM92 159V160H91ZM228 159H230V161H228ZM237 159H236V161H234L233 162V164L232 165H234V163H238V161H239V163H238V165H239V168L241 167V165L242 164H244L243 163V161H242V164H241V162H240V159H238V161H237ZM89 160V162H87ZM103 160H104V162L105 163H107V165H105V163L103 162ZM107 160L109 161V164H108V162H107ZM114 161V162H112V166H111V164H110V162L111 161ZM119 160H120V162H119ZM48 161H49V164H48ZM53 161H54V163H55V161H56V163L54 164L53 163ZM96 161V162H95ZM101 161H102V164H100L101 163ZM20 162H22V166H21V163ZM78 162H79V164H78ZM98 162H99V164H98ZM124 162V163H123ZM220 162H221V164H220ZM24 163V164H23ZM48 164V166H46L45 165V167H44V165L43 164ZM51 163V164H50ZM59 163V164H58ZM65 163V164H64ZM77 163V164H76ZM90 163H92L93 164V166H92V164H90ZM95 163H96V165H95ZM116 163H118V165L116 166L115 164ZM219 163V164H218ZM222 163H223V165H222ZM249 163V164H248ZM53 164V165H52ZM56 164H57V166H56ZM84 164V166H82ZM104 164V165H103ZM127 164L128 163H126V165H125V167H127ZM225 164V165H224ZM235 164V165H236ZM66 165V166H65ZM100 165V166H99ZM103 165V166H102ZM129 165V164H128ZM219 165V166H218ZM220 165H221V167H220ZM231 165V164H230ZM249 165H251V167L249 166ZM40 166V167H39ZM50 166H56V168L55 167H50ZM62 166V167H61ZM65 166V169H63V167ZM73 166V167H72ZM90 166L92 167V168H90ZM218 166V167H217ZM34 167L35 168H38L37 169V171L36 170H34ZM41 167H44V170L46 169L47 171L45 172ZM60 167V168H59ZM75 167H77V168H75ZM78 167L80 168V169H78ZM94 167V168H93ZM109 167V168H108ZM113 167V168H112ZM223 167V168H222ZM230 167V166H229ZM242 167H244L245 168V166H242ZM15 168V169H16ZM41 168V169H40ZM53 168H55L56 170L54 171L53 170ZM83 169V171H80V170H82ZM103 168H105V170H103ZM233 168H238L237 166L235 167H233ZM246 168V169H247ZM18 169V170H19ZM27 169V168H26ZM29 169H31V170H29ZM89 169V170H88ZM90 169H92L93 170V172L96 174L95 176L94 175H91L93 172L92 171H90ZM94 169H96V171L94 170ZM109 169V170H108ZM229 169V168H228ZM231 169V168H230ZM229 169V170H230ZM25 170V171H24ZM42 170L44 171V172H42ZM51 170V171H50ZM86 170V171H85ZM17 171V170H16ZM32 171V172H31ZM54 171V172H53ZM76 171V172H75ZM98 171H100L99 173H98ZM107 171V172H106ZM112 172V174H113V176L115 175V177H116V175H118L117 177L119 178V180H118V178L116 179L115 177H114V179L115 180H117V181H115V180H113V177L112 178H110V176H112V174H110V176H109V173H111ZM22 172V173H21ZM48 172H49V174H48ZM80 172V173H79ZM87 172V173H86ZM103 172H105V175H102V174H104ZM228 170L226 171V173L224 172V175H222L223 173L221 172L219 175H220V177L218 178V184H217V186H215V188H213L214 190H216V192L217 191H220V185H222V187L225 185L224 184V182H221V184H220V181H222L221 179H222V176L223 177H225V178H227L228 176ZM14 173H16V172H14ZM36 173H37V175H36ZM39 173H40V176H39ZM43 173H44V175H43ZM46 173V174H45ZM69 173H72V174H69ZM102 173V174H101ZM156 173H158V172H156ZM155 173V174H156ZM168 173L169 174H171V168H170V170H168ZM247 174H250V172H246ZM246 173L244 174H242L243 176H244V178L242 177V175L241 176H239V178H237V179H235L236 181L235 182H237L241 177V180L243 179V181H241V185H242V182H244L245 183V180L246 181H248V182H252L251 180H253L254 178H253V176L251 175H247L248 177H251L250 179H246ZM66 175V177H65V175ZM47 175V176H46ZM56 175H58V176H56ZM89 175H90V177L91 178H89ZM108 175V179L107 178H105V179H102V180H99V178L101 179V177L100 176H102V178L103 177H105V176H107ZM158 174H156V176H157ZM14 176H15V174H14ZM27 176V175H26ZM64 176V179L65 180H67V179H69V181L67 180V182L65 181V180H63L62 179V177ZM71 176H72V182H71ZM75 176H77V179L75 178V182L77 183H75L74 182V177ZM93 176H94V178H93ZM138 176H140L139 178H138V180H136V178L138 177ZM38 177V179H36ZM51 177H53V178H51ZM54 177H55V179H54ZM96 177V178H95ZM99 177V178H98ZM128 177V178H129ZM135 179H134V178ZM40 178V179H39ZM47 178V179H46ZM44 179V180H43ZM54 179V180H53ZM95 179V181L93 182L92 180H94ZM154 180H155V182H153V183H156V181H157V179H156V177H154L153 178ZM41 180H42V182H41ZM47 180V181H46ZM57 180H59V181H57ZM60 180H62V182H64L65 181V183H59V182H61ZM79 180H80V182H79ZM106 180V181H105ZM107 180H108V182H107ZM115 181L116 183H117V188L115 187V189H116V191H119V192H116L115 191V189L114 188H112L113 186H111L113 183H114V186H115V182H113V181ZM135 180L137 181V182H135ZM230 180V179H229ZM250 180V181H249ZM43 181H44V183H45V185L47 186H44V184L42 185V183H43ZM51 181V182H50ZM54 181V182H53ZM58 183H57V182ZM85 181V182H84ZM88 181V182H87ZM99 181V182H98ZM101 181V182H100ZM109 181H112V183H111V185H110V183H109ZM46 182H48V183H46ZM49 182H50V184H49ZM81 182H83L82 184H81ZM91 182V183H90ZM93 182V183H92ZM95 182H97V183H95ZM234 182V184H231V183H233V180H232V182L230 181V184L228 185V186H226V189L227 190H232V191H229V194H231V196L233 197L234 196V194H235V192L236 191H238V189L236 188L238 185L239 186H241L240 185V180L237 182V183H235ZM135 183H137V184H135ZM244 183H243V185H244ZM48 184L50 185V187L48 186ZM53 184V185H52ZM61 184V185H60ZM69 184H71V186H73V187H69L70 185ZM97 184V185H96ZM106 186V184H107V186L105 187L104 185ZM237 184V185H236ZM58 185H60V187L58 186ZM64 185V186H63ZM67 185V186H66ZM85 185H87V186H85ZM92 185H94V186H92ZM125 186V188H127V190L128 191H130V192H132V190H134V189H136V188H139L138 190L136 189V190H134L133 191V193H131V194H133V195H131L130 194V192H128L126 189H124V186ZM227 185V184H226ZM232 185V186H231ZM234 185V186H233ZM242 185V186H243ZM51 186H53V187H55V188H53L52 189V187ZM77 186V187H76ZM92 186V187H91ZM97 186V187H96ZM98 186H99V188H98ZM108 186H110V187H108ZM178 186V187H177ZM180 185H172V186H170V187H173V188H176V189H179V188H182L181 186L179 187ZM229 186H231V187H229ZM236 186V187H235ZM58 189H57V188ZM68 187L70 188L69 190H68ZM87 187V188H86ZM101 187H103V189L101 188ZM107 187L109 188V189H111L112 191H109V192H107L108 190H107ZM128 187H131V188H128ZM184 187H185V185H183V189H184ZM233 187V188H232ZM234 187H235V189H234ZM71 188H73V189H71ZM79 188H81V189H79ZM89 188H91V189H89ZM97 188V189H96ZM152 188V187H151ZM156 188H158V187H156V184L153 186V188L152 189H154L153 191L154 192H156L155 191V189ZM219 190H218V189ZM239 188V187H238ZM55 189H57V191L55 190ZM67 189V190H66ZM77 189H79V190H77ZM94 189V190H93ZM106 189V190H105ZM54 190L56 191V192H54ZM72 192H71V191ZM74 190V191H73ZM77 190V191H76ZM81 190L83 191V190H85V191H83L84 193H82L81 192ZM99 190V191H98ZM101 190H102V192H101ZM121 190V191H120ZM125 192H128V193H125ZM214 190H212V191H214ZM234 190V191H233ZM60 191H62L63 193H59ZM65 191V192H64ZM94 191H95V193H94ZM98 191V192H97ZM105 191V192H104ZM153 191H152V194H153ZM77 192H79V193H77ZM85 192H86V194H85ZM110 192H116V194L115 193H112V195H110ZM122 192H124V195H123V193ZM141 192H143V191H141ZM232 192V193H231ZM72 195V196H70V194ZM73 193V194H72ZM92 193H94L93 195H91ZM96 193H98L97 195H96ZM101 193V194H100ZM104 193H108L112 198H110V196H108L107 197V194H104ZM214 194H218V193H215V191L213 192ZM226 193H228V192H226ZM238 193V192H237ZM236 193V194H237ZM57 194V195H56ZM60 194V195H59ZM62 194H63V196H62ZM81 194V195H80ZM102 194H103V196H102ZM119 194V195H118ZM126 194H129L128 196L126 195ZM233 194V195H232ZM91 197H90V196ZM96 197H95V196ZM118 195V196H117ZM124 196V197H122V196ZM156 195H157V193H154L153 194V196H154V198L156 197ZM210 195H213V194H211L210 193ZM261 195V196H260ZM52 196H54V195H52ZM84 196V197H83ZM236 196V195H235ZM71 197V198H70ZM75 197V198H74ZM76 197H78V198H76ZM80 197V198H79ZM82 197V198H81ZM85 197H87V200L88 201H86L85 200ZM89 197V198H88ZM92 197H93V200H92ZM94 197L96 198V199H94ZM103 197H105V198H103ZM120 197L121 198H123L124 199V201L121 199V200H119L120 199ZM127 197H128V199H127ZM130 197V198H129ZM135 196H134V199L136 198ZM56 198H54V199H56ZM59 198H61V199H59ZM84 198V199H83ZM152 196H151V198H149V200H151V201H147L148 203H152ZM205 198V199H204ZM202 200H204V204L205 203H207L206 201L208 200L207 199V196L206 197H204ZM80 199V200H79ZM105 199H107V200H105ZM108 199H109V201H108ZM117 201V203H115L116 201ZM127 199V200H126ZM207 199V200H206ZM264 190L263 191H260V194L259 195H257V197H255V199L253 198V209H256V210H253L252 209V212H251V214H249L248 216H247V218H246V221H248V222H246L245 221V223H244V226H238V228H237V226H235V224H234V226H231L233 223H232V219L230 220H228V221H225V222H227V223H229V225L227 224V226H228V231H230L231 233H234V235L232 234V236H230L231 235V233L229 232V235L228 236H230V238L231 239H233L234 238V240L235 241H238V238H239V241H242V240H244L245 238H243V235L244 234H241V232H243L242 230H245L246 228H247V231L245 232V236H247V239L249 240V241H254V243H259V244H261V245H264ZM68 200H67V202H68ZM76 200H79L80 202H78V201H76ZM96 200V201H95ZM100 200V201H99ZM103 200L105 201V202H108V203H105V202H103ZM110 200H113V201H110ZM120 201V203H119V201ZM81 201H82V203H81ZM83 201H84V203H83ZM98 201V202H97ZM122 201V202H121ZM217 200H214L213 201V203H212V206H216V208L218 207V210H221L222 209V207L220 206V203L219 202H216ZM76 202V203H75ZM79 204H78V203ZM86 202H87V206H86ZM91 203V205H92V203H93V205H94V207L93 206H90V203ZM101 202H103L104 204H105V206L107 207H103L104 206V204L102 205V203ZM110 202V203H109ZM113 202V203H112ZM254 202H256V203H254ZM95 203V204H94ZM96 203H97V205H96ZM100 203V204H99ZM112 203V204H111ZM119 203V204H118ZM150 203V204H151ZM215 203V204H214ZM217 203H218V205H217ZM261 203V204H260ZM54 203H52V205H53ZM70 204V205H69ZM80 205V209H78V205ZM88 204H89V206H88ZM99 204V205H98ZM131 204V203H130ZM71 205H73V206H71ZM76 205V206H75ZM82 205V206H81ZM83 205H85V207H87V208H90V209H87V208H85V207H83ZM96 205V206H95ZM102 205V206H101ZM114 205V206H113ZM255 205V206H254ZM259 205V206H258ZM263 205V206H262ZM71 206V207H70ZM75 206V207H74ZM109 206V207H108ZM132 205H130L129 207H127L126 208V210H125V212H127L128 213V211L129 210H132V211H129L130 213H134V211H142L143 212V210L142 209H140V210H138L137 208H136V206H134V208H133V206L131 207ZM144 206V205H143ZM113 209H112V208ZM147 207V206H146ZM63 208L64 209H66V208H69V209H66V210H64L63 212H62V210H63ZM71 208V209H70ZM74 208H75V210H74ZM82 208V209H81ZM85 209V212H84V209ZM103 208H106V209H104V211H103ZM111 208V209H110ZM77 209V210H76ZM134 209V210H133ZM81 210V211H80ZM83 210V211H82ZM87 210V211H86ZM107 210H109V212L107 213ZM112 210H114L113 212H112ZM145 210V209H144ZM227 211H229V209H226ZM39 211V210H38ZM37 211V212H38ZM232 211V210H231ZM254 211V212H253ZM40 212V211H39ZM38 212V213H39ZM67 212V213H68ZM78 212H79V214H78ZM105 212V214L103 215V213ZM145 212V211H144ZM221 212H222V210H221ZM81 213V214H80ZM233 213L234 212H232V217L234 216L233 215ZM253 213V214H252ZM263 213V214H262ZM110 214H113V215H110ZM115 214V215H114ZM135 214H137V213H134V215ZM262 214V215H261ZM80 215V216H79ZM82 215V216H81ZM85 215V216H84ZM112 216H115V217H113V219H118V220H120V221H118L117 223H116V221L115 222H112V223H108V225H107V222L109 221V222H111V221H113V219H111V217ZM125 216H126V218H133V216L134 215H132V214H130L129 215V213L128 214H124ZM144 215V214H143ZM103 216H105L104 218H103ZM106 216H107V218L108 217H110L109 219H107L106 218ZM119 218H118V217ZM128 216V217H127ZM257 216V217H256ZM117 217V218H116ZM172 217H173V215H172ZM260 217V218H259ZM58 218V219H57ZM55 220L54 219H51L50 220V224H52L51 226H52V228H53V224L55 223V225L57 226H54V229H52L51 228V226L49 225V223H48V230H49V228H51L49 231H51V230H55V232L56 233H62V231H63V229H65V226L64 225H66V223L65 224H63L64 222H59V221H62L61 220V218H59V217H57ZM86 218V219H85ZM83 219H84V221H83ZM104 219H106V221L104 220ZM55 221L54 223H52V221ZM108 220V221H107ZM220 220H222L221 218H220ZM263 220V221H262ZM56 221H57V223H56ZM222 221H224V220H222ZM261 221V222H260ZM58 222L60 223V225L58 224ZM86 222H87V224L88 225H86ZM231 222V223H230ZM97 223V224H96ZM114 223V224H113ZM62 224H63V227L64 228H61L60 229V227H62ZM95 224H96V226H95ZM113 224V225H112ZM117 224H119V225H117ZM258 224V225H257ZM259 224H261V226H259ZM59 225V226H58ZM255 225V226H254ZM50 226V227H49ZM230 227H233V228H230ZM243 227V228H242ZM251 227H252V229H251ZM57 228H59V229H57ZM89 228H90V230H89ZM104 228V229H103ZM194 228H196V227H193V229L192 230H194ZM94 229V230H93ZM102 229H103V231H102ZM120 229V230H119ZM235 229V230H234ZM253 229H254V231H253ZM57 230V231H56ZM58 230H60V232H58ZM87 230H89V233H88V231ZM96 230V231H95ZM237 230V231H236ZM252 230V231H251ZM102 231V232H101ZM191 231V230H190ZM195 231V230H194ZM194 231H191V232H194ZM240 231V232H239ZM260 231V232H259ZM105 232H106V235H105ZM239 232V233H238ZM243 232V233H244ZM256 234H255V233ZM101 233V234H100ZM238 233V234H237ZM107 234H108V237H109V239H106V237H107ZM120 234V235H119ZM239 234H241L242 235V237H241V235L238 237V235ZM102 235H105V238H104V236H103V241L101 240V238H102ZM236 235V237H234ZM258 235V236H257ZM97 236V237H96ZM99 236V237H98ZM250 236V237H249ZM96 238H97V240L99 241H97L96 240ZM235 238H237V240L235 239ZM240 238H243V239H240ZM250 238V239H249ZM93 239H95L98 243H96V244H94L96 241L95 240H93ZM100 239V240H99ZM106 239V242L107 243H109V242H111V244H108L107 245V243H105V240ZM254 239V240H253ZM256 239V240H255ZM119 240V239H118ZM94 241V242H93ZM116 242V246H115V244H113V242ZM258 241V242H257ZM263 241V242H262ZM92 242H93V244H94V246L96 245V247H98L97 248V252L99 253V254H101L100 253V251H102V250H104V249H107V248H110L111 249V246H113L112 247V251L110 250V249H108V250H104L105 251V253H104V251H102V254L99 256L100 257V261H99V257H98V255L99 254H97V252H96V254H97V256H96V258H95V256H93L94 258H95V260H98V263H97V261H95V260H90V256H92V252L93 251H91V250H94V252H95V248L96 247H93V246H91V245H93L92 244ZM262 242V243H261ZM101 243L103 244V245H101ZM97 244H100V245H98L97 246ZM105 245H107V246H105ZM85 246H91V247H87V248H85ZM108 246H110V247H108ZM99 247L101 248V250L99 249ZM102 247H105V248H103L102 249ZM86 250V252L84 251V249ZM94 248V249H93ZM118 248V249H117ZM80 249H82V251L80 250ZM98 249H99V251H98ZM115 249H117L118 251H114ZM75 250V251H74ZM109 250H110V255H108L110 258H108L107 257V254H109ZM78 251H80V252H78ZM84 251V252H83ZM89 251H91V252H89ZM118 252L117 253V255H116V253H114V252ZM82 252V253H81ZM95 254V253H94ZM93 254V255H94ZM95 254V255H96ZM106 254V255H105ZM113 254V255H112ZM89 255V259H88V256ZM103 256V257H102ZM114 258H113V257ZM73 257V258H72ZM74 257H75V259H74ZM93 257H91V259H94ZM98 257V258H97ZM112 257V258H111ZM71 258V259H70ZM102 258H104V259H102ZM106 258L107 259H109V260H106ZM72 259H74V260H72ZM89 260V261H88ZM199 260H200V263L202 262V260L204 261V259H200L199 258ZM74 261V262H73ZM92 261H95V262H93L92 263ZM70 262V263H69ZM100 263V264H101ZM203 263V262H202Z\"/></svg>", "mask_w": 264, "mask_h": 264}]
</instances>
